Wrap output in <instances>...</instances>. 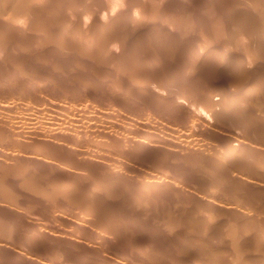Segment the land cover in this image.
<instances>
[{"label":"rangeland","instance_id":"1","mask_svg":"<svg viewBox=\"0 0 264 264\" xmlns=\"http://www.w3.org/2000/svg\"><path fill=\"white\" fill-rule=\"evenodd\" d=\"M17 1L18 3L15 2L14 0L12 1L11 0H3V1L0 0V15H2L0 16V26H2V29L0 27V38H1L0 39V49H1L0 50V69L4 70L6 67V69L4 70L5 72L2 70L0 71L1 78L4 76L3 79L0 78V264H79V263L80 264H90L94 259L95 261L93 262L95 263H91V264H98V263L99 264H118V263L119 264H164V262L166 261L167 262L165 264H168V263L169 264H172V263L173 264H177V263L178 264H190V263L194 264L195 262L196 264H202V263L204 264H208V263L209 264H214V263L215 264L217 263L218 264H245V263L248 264L249 262L247 261H250L251 258L252 260L250 264L252 263L253 264H261V263L263 264L264 263V256H263L264 248L262 247L264 246L263 244L264 241L262 240L264 238L263 237L264 230L262 229L264 227L263 226L264 225L263 224L264 223V209H263L264 207L262 206H264V153H263L264 152V143H263L264 139H263V142L260 140L264 138V129H262L264 128L263 126L264 125V110H263L264 108V103H263L264 102V91H263L264 90V80H263L264 78V59H263L264 51H263V48L261 47L264 44V40H263L264 38H262L264 37L263 36L264 35L263 34L264 10H262L264 9V3H262L264 2V0H256V1L255 0L254 1L253 0H245V1L243 0H224V1L223 0L221 1L220 0L219 1L217 0H203V1L196 0L195 3L193 2V0H172V1L164 0V2L162 0V3H161V0L159 1L158 0H153V1L152 0H132V1L131 0H72V1L71 0H60V1L59 0H54V1L53 0H41V1L40 0H34V1L33 0H21V1L17 0ZM67 1L71 3L69 4V2ZM206 1H207V5H206ZM225 1L228 7L224 5ZM3 2H5L6 4L10 3V5L13 6V8L9 4L7 6L6 4L4 5ZM27 2H29V4ZM149 2H151V4ZM153 2L154 4L152 6ZM137 3H140L141 5L144 4L146 6L144 7L143 5L142 7L140 4H137ZM159 3L160 5H158ZM2 4L6 8L1 7ZM36 4L38 5V7ZM53 4L55 7L52 6ZM73 4L75 5L74 7L72 6ZM134 4L136 5L134 6ZM187 4H188V7H187ZM218 4L220 6L223 4L224 6L222 5L221 7H219ZM255 5H258V6H255ZM8 6L11 7V9ZM19 6L22 10L19 9ZM31 6L33 9L31 8ZM149 6H151L152 8L151 7L149 8ZM156 6L157 7L161 6V7L157 8ZM185 6L187 7L186 9H184ZM190 6L194 8H191ZM205 6L206 7L209 6V8H206ZM216 6H217L218 11L215 8ZM47 7H50V8L48 9ZM164 7L166 8V10ZM175 7L178 10H176ZM242 7H244L245 9H243ZM58 8H60V10ZM142 8L144 9L143 10L144 13L143 11L141 12ZM147 8H149L150 10H148ZM205 8H206V11H205ZM14 9H17V10H14ZM26 9L28 10V13L30 16L28 15ZM158 9H160L161 13ZM23 10L24 11L26 10V11L24 12ZM169 10H171V12ZM3 11L6 12L4 16H3V13H4ZM7 11L10 12V14H8ZM18 11L20 15L19 13H17ZM175 11L177 12L175 13ZM180 11L182 14L180 13ZM212 11H214V13H212ZM222 11L224 12L222 13ZM242 11L244 12L242 13ZM52 12L55 14V16H53L54 14ZM87 12H89V14ZM192 12L194 14H192ZM22 13L26 16L28 20L24 19L25 17ZM115 13L116 15L119 14L123 17H120L118 15L119 17L115 19L116 21L114 20V22L110 23L108 26H105V28L99 25L100 23L99 20L102 21L108 18L110 19V17L113 16ZM184 13L186 14V17H184L185 16ZM195 13H197L198 15ZM205 13L206 14L208 13V15H206ZM176 14L179 16H177ZM187 14H189L192 17L188 16ZM8 15L9 17H7ZM12 15L14 16L13 19H11L13 17ZM48 15L49 16L52 15V16L49 17ZM140 15L142 17H140ZM168 15L170 17H168ZM199 15L201 18L202 16L204 17L201 19ZM245 15H246V18H245ZM143 16H145V18ZM153 16H154V19L152 18ZM195 16L198 18H196ZM226 16L227 18H225ZM93 17L95 20L93 19ZM125 17L127 18V20ZM210 17H213V18H210ZM122 18H124V20ZM134 18H135V22L132 21L134 20ZM184 18H187L186 19L187 22L185 21ZM209 18L211 20H209ZM250 18L252 20H250ZM79 19L82 21L80 22ZM145 19H147L148 22H145L147 21ZM173 19L174 20L176 19L177 23ZM181 19H184V20H181ZM189 19H191L192 21L190 20V22H188ZM217 19L224 21L225 24L227 23V26L225 24L223 25V22L221 24L220 20H218L219 21L218 22ZM242 19L243 21L241 22L240 20ZM259 19L261 20V22L258 21ZM43 20L45 21V23ZM179 20L184 22V24ZM48 21L49 22L51 21L50 22L51 24ZM140 21H142V23ZM172 21L174 22L172 23ZM203 21L206 24L203 23ZM229 21L230 22L232 21L231 22L232 25ZM31 22L34 24H32ZM180 22L182 25L180 24ZM191 22L194 24H191ZM245 22L248 25V27L251 25L250 23H252L255 29L253 27H252L253 29L251 27L249 28L246 27ZM133 23L134 25H132ZM136 23H138L137 26H136ZM139 23H141V25ZM207 23L209 24L208 26H207ZM255 23L257 26L254 25ZM189 24H191L190 25L191 27H189ZM198 24L200 25V27ZM214 24L216 26L218 25L217 26L218 28L222 26L221 31H224L227 36L223 32H221L220 28L218 29ZM238 24H241V25H238ZM30 25L32 26L30 27ZM138 25L141 27H139ZM5 26L9 28V30L11 29L13 30V28H15L14 29L15 31L13 32L12 30L9 31ZM84 26L86 28H84ZM170 26L172 29H170ZM206 26H207V30H206ZM61 27H64V28H61ZM66 27H68V29ZM91 27L93 29L92 31H91ZM116 27L117 28L119 27L118 30H116ZM120 27H121V30H119ZM138 27L140 30L138 29ZM175 27L178 28V30L175 29ZM256 27L260 28V30ZM99 28H102V29H99ZM123 28H125L126 31ZM191 28H193L192 29L193 32L191 31ZM87 29L88 31L89 30L90 31L85 33ZM128 29L129 30L132 29V31L131 30L129 31ZM133 29H135L134 32H133ZM213 29L214 30L216 29V30L213 31ZM237 30L240 31L241 34ZM244 30L246 33H248V31H251V32L246 34ZM78 31L79 33H81L82 31L83 32L80 35ZM145 31L146 33H144ZM242 31L244 33H242ZM256 31H258V33H256ZM261 31L263 35L260 33ZM10 32L12 33L10 34ZM41 32H43V34ZM112 32H115V33H112ZM129 32H130V35H129ZM219 32L223 36L218 34ZM117 33L119 35H116ZM237 33H239L240 36ZM211 34H212V37L210 36ZM98 35H100L99 39L97 37ZM125 35H126L125 37L126 39L124 38ZM168 35L171 38H169ZM216 35L217 37H215ZM241 35H243L242 36L243 38L241 37ZM261 35H262L261 37L262 39L260 38ZM57 36L59 38H57ZM92 36H94V38ZM111 36H113L115 39ZM119 36L122 37L123 39L120 38ZM145 36L150 38L152 41L146 38ZM151 36L155 40L158 37L157 41L152 39ZM257 36L261 40H263L262 41L263 43H260L261 40L260 39L258 40ZM162 37L163 38L165 37V38L163 39ZM221 37L222 39H220ZM248 37H250L251 39L253 38V40H250V38ZM90 38L91 39L93 38L92 40H95V41L93 42ZM141 38H142V41H141ZM166 38H167V41H166ZM207 38H208V41H206ZM255 38H256V42L259 41V45L257 42V44H253L254 45L253 46L252 44H250V41L252 43L255 40ZM108 39L111 40V41L109 40L110 43ZM136 39H137V42L141 41V43L140 42L137 43ZM175 39L177 41H175ZM86 40L89 42H87ZM102 40H105V41H102ZM115 40L116 42H113ZM143 40L145 43L143 42ZM196 40L198 41L201 40L202 42L200 43V41L198 42ZM242 40H245V41H242ZM124 41L126 42L129 41V43L133 41V44L134 43L135 44L130 45L128 43L131 47L130 48L128 47L129 45L125 42L126 47L128 48V50H126L125 49L126 47L123 48L125 44L123 43ZM17 42L19 43L17 44ZM45 42H46V45H45ZM96 42L98 44H96ZM203 42L204 43L208 42V43L203 45L204 44ZM226 42H228L229 44ZM33 43L34 45L35 44L36 45L35 46L32 45ZM121 43H123L122 44L123 46L121 45ZM150 43L152 44L151 46H150ZM155 43L158 44L160 47L159 46L157 47ZM160 43L163 45L166 44L164 47H167L168 49L174 46H175L174 48L176 49L171 48L170 50L168 49L166 50V48L164 49L163 45L161 46ZM19 44L21 46H19ZM42 44H44L43 46L45 48L42 46ZM143 44L145 45V47ZM187 44L189 48L187 47ZM101 45H105V46L103 47ZM106 45L110 46V49ZM168 45L170 47H168ZM22 46L24 47V49ZM152 46H154L153 48L156 47L157 49H159L158 52L156 48L154 50H151L150 48ZM207 46L210 50L207 48ZM33 47L35 48L33 49ZM111 47L113 48L111 49ZM134 47H136V49ZM162 47L163 49H160ZM183 47L185 48V50L183 49ZM204 47L206 49H204ZM29 48L31 49V51ZM146 48L148 50H146ZM191 48L195 49V52ZM7 49L10 51L8 52ZM212 49L214 50L212 51ZM260 49H262L261 50L262 53H260ZM5 50L7 53L6 58H5V55H6ZM99 50L101 52H99ZM102 50H104L103 53H102ZM163 50L164 52L167 51L168 53L165 52L166 54L165 53L163 54L162 52ZM13 51H15L16 53ZM36 51H37V54H36ZM150 51L151 53H149ZM198 51H200V53ZM206 51L207 53H205ZM28 52L29 53L31 52V54H29ZM95 52H97L96 55L94 54ZM40 53L43 55L45 54V55L40 57L39 56L41 55ZM192 53L193 55H191ZM249 53H252V55H250ZM46 54L48 57L46 56ZM90 54L92 55V58H90L91 57ZM152 54H153V57H152ZM256 54H259L260 56ZM30 55H32L33 57L32 56L30 57ZM114 55L118 56V58H116ZM144 55L146 56V58H148V60L144 57ZM149 55L151 59H149ZM95 56H97V58H95ZM112 56H114V59ZM127 56H128V60L126 59ZM131 56L135 58L137 56V59ZM58 57H61V58H58ZM124 57H125V60H123ZM143 57L145 58V60ZM165 57L167 59V60L165 59L166 62L165 60L161 61ZM257 57L262 58V59L259 58L261 61ZM38 58L41 60V62ZM152 58L153 59L156 58L155 61L156 60L158 61L159 59H161L159 60L161 62L157 64L159 61L158 62L156 61L157 63L154 62V64H151L152 67H150L151 65L149 66V64L153 60ZM206 58H208V60ZM36 59H38V61ZM133 59L136 61H134ZM142 59L144 63L146 61L147 67H146V64H144L143 61H141ZM194 59H196L197 61ZM19 60L21 61V63ZM42 60H44L45 62ZM79 60L82 62H80ZM88 60L90 61L89 64H88ZM111 60H113V62ZM33 61L35 63H33ZM104 61L105 63H107L106 65ZM199 61H201L202 63L200 62L201 63L200 64ZM217 61H219L220 63ZM26 62H29V63H26ZM172 62L174 63L172 64ZM211 62L213 63L211 64ZM37 63L39 64L37 65ZM123 63L124 65H122ZM133 63H134V66H133ZM165 63L167 64L165 65ZM7 64L9 65V68L7 67L8 66ZM45 64L46 66L48 65V68H46ZM12 65H15V67L12 68L13 67ZM101 65H103L104 68L103 66L101 67ZM136 65L137 67L139 66L138 67L139 70H137L138 68L135 67ZM194 65L198 67L196 68ZM129 66L132 69H135V68L137 69L130 72V70L132 69L129 68ZM162 66H164L165 68ZM188 66L190 69L188 68ZM191 66L192 67L194 66L196 69L194 67L193 69ZM38 67H39V70H38ZM180 67L183 69H180ZM42 68L44 69V71ZM204 68L208 70L206 71ZM212 68L214 70H210ZM140 69L142 70L141 74H140L141 72ZM7 70L9 71L7 72ZM122 70L124 72H121ZM148 70L150 72H148ZM164 70L166 71V73L163 72ZM189 70L190 71L192 70L191 71L192 74L190 73ZM136 71H139V72L137 73ZM145 71H147L148 74ZM169 71L171 72L172 76L169 73ZM214 71H216L218 74L216 72L214 74ZM132 72L136 75L135 78L138 77L137 80L134 78V74ZM198 72L199 74H197ZM132 74H133V77H132ZM159 74L161 77L159 76ZM48 75H51L52 78H49L50 76L48 77ZM243 75L245 77H243ZM144 76H146L147 79L149 78V80L145 79ZM154 76L156 77L154 78ZM168 76L172 78V81L175 79V81H173L174 85L171 84L172 82L171 78H169ZM200 76H202L201 77L202 79L200 78ZM157 77L159 78L157 79ZM211 77H213L215 80L212 78L214 80L213 81ZM86 78L89 80V82L88 80H86ZM206 78H209L210 80ZM243 78L245 81L243 80ZM128 79L131 82L128 81ZM133 79L134 81L132 82ZM166 79H169V80H166ZM204 79H205V82H204ZM6 80H8L9 82L8 81L6 82ZM84 80L86 81L84 82ZM239 80L240 81L242 80L241 82H244L243 83L244 85H242V83ZM254 81L255 83H257L256 86L259 85L258 82H260V84H263L261 86L259 85L260 88L263 90L258 92V95H256L257 94L256 92L253 94L254 92L253 90H255L254 87H256ZM94 82L95 84H93ZM224 82L227 84H224ZM238 82L239 84L241 83L240 84L241 86L238 84ZM5 83H7L8 85ZM234 83H237V85ZM232 84H234L233 87H232ZM185 85L186 87H184ZM210 85L211 86L213 85L214 87L213 86L211 87ZM227 85L228 87H231V88L228 89V87H226ZM235 85L237 87L239 85L240 87L236 89L237 87ZM204 86H207V87H204ZM252 87L254 89H251ZM153 90H155V92H152ZM229 90H231L232 92L226 93V91L228 92ZM154 93L156 94L154 95ZM157 93L159 94V96ZM191 93H193L194 96L191 95ZM202 93L204 95H202ZM216 93H218L217 95L221 94V96L223 94V97H225V103L222 106L223 108L224 107L225 108L221 110L222 108L221 107L217 109L218 111L216 110L217 113H214L213 111L215 109L213 110L212 106L211 107L209 106L211 105L209 103L212 102L214 95L217 96ZM232 96L234 97L235 103H232L233 101ZM249 96L252 98L254 96L255 97L253 99H250ZM155 97L156 99H154ZM235 98L238 103L235 101ZM245 98H247V100ZM256 98L259 102L256 100ZM155 101L158 102L159 105ZM181 103L183 104V106H181L182 105ZM228 103H229V106L227 105ZM253 103H254V106L252 105ZM176 104L177 105L179 104L180 107L176 106ZM230 104H234L235 107H233V105H230ZM256 104L257 106H255ZM260 105L262 106V108L260 109L257 108L258 106L261 107ZM156 106L157 108H155ZM230 107L232 111L230 110ZM240 108L241 110H239ZM226 110L227 111L229 110L230 112L229 111L227 112ZM219 113L222 114L223 116L219 115ZM250 114L253 116H251ZM244 115H246L247 117H245ZM248 115H250L249 118H248ZM232 117H234V119ZM249 119L251 121H254L253 124L251 123ZM144 129L147 130L146 131V136H147L146 143H148V145L146 143L145 144L143 143L144 146H142L143 144L142 143L139 144L138 142H136L135 144V141L133 143V138L135 136L134 133L138 131H145ZM258 130L262 132H259ZM259 136H261V139ZM126 137H129L132 142L129 140V138H126ZM145 145H147L148 147ZM71 146H73V148ZM231 146L233 147L239 146L242 149L240 151L242 155H240L237 163L234 165L228 164V162L226 161L228 160L229 156H232V151H230L232 149V148L230 149ZM242 147L244 148V150ZM68 149L70 150V152L71 151L72 152L70 153ZM131 150H132V154H131ZM138 151L140 152V154H138L139 153ZM223 152H227V153H223ZM219 156L222 159H220ZM224 157L225 158L227 157V158L224 159ZM64 158L65 159L67 158V159L65 160ZM74 161L75 163H73ZM159 161L160 162L162 161V162L160 163ZM62 162H65V163H62ZM70 162L72 163L73 166H71ZM237 164L240 167H238ZM94 171L95 173H93ZM95 175H98V176L100 175V176L98 177ZM101 176L102 178H100ZM87 177H89L88 179H90L89 182L86 181L88 180ZM113 177H116V178H113ZM97 178L99 179L98 183L95 180ZM213 178L214 179L216 178L219 180H216V179L214 180ZM225 178H228L227 180L229 181L225 180ZM100 179L102 180L101 182L104 184L100 183ZM224 180L227 182H224ZM213 181L215 184L213 183ZM217 181H220V182H217ZM83 182H84V185H83ZM95 182H96V185H95ZM105 183L108 185H106ZM116 183H119L121 184V186L122 185L123 186L121 187L119 186V184L117 185ZM225 183L227 186L225 185ZM147 184L149 187L154 188V190L146 186ZM145 186L148 187L147 190ZM218 186L220 188H218ZM117 187H119L120 189ZM243 187L244 189H242ZM57 188H59L60 190ZM61 188L62 189L65 188L66 190L65 189L64 190L67 192L63 191ZM97 188H100V189L98 190ZM105 188L106 189L108 188L107 191ZM223 188L226 190H224ZM110 189L111 190L113 189L114 191L113 190L111 191ZM148 189L149 190L151 189V190L149 191ZM232 189L234 190L236 189L235 191L237 192H235ZM122 190L124 191L122 192ZM127 190L129 191V193ZM148 192H150L151 194H149ZM106 193L107 195H105L106 196L105 198V196L103 195ZM108 194L110 195L108 196ZM165 194H167L166 195L167 199L165 198ZM112 195H113V198H112ZM115 195L116 196L118 195L119 199H117V197H114ZM123 196H125V198ZM181 196L183 199L181 198ZM241 196L242 197L244 196L246 199L244 197L242 198ZM64 197L67 199H65ZM109 197H111V199H108ZM147 197L149 198L147 199ZM159 197L160 198L162 197V198L159 199ZM169 198L171 199V201ZM175 198H177L176 202H175ZM238 198L241 200H239ZM140 199H143L144 201L143 200L141 201ZM152 199L154 200L152 201ZM184 199L186 200L184 201ZM248 199H251V200H248ZM105 200H107V202ZM108 200L110 201L108 202ZM162 200L166 201L167 205L165 204V202L163 203ZM258 200L261 202V204L260 202H257ZM248 201H251V202H248ZM149 202L150 203L152 202L151 204L152 207L150 206ZM182 202L184 203L182 204ZM192 202H194V204H188ZM69 203L71 204L69 205ZM86 203H89V204H86ZM95 203L96 204L98 203L99 206L98 204L96 205ZM177 203H181V204H177ZM156 205L158 207H156ZM257 205H259V208ZM81 206L82 207L85 206V208H81ZM93 208H95L96 210ZM260 208H262L263 211ZM83 210L86 212H84ZM181 210L185 212L183 213ZM89 211L92 213H89ZM180 211L182 213V216H181ZM189 211L190 213L191 212L193 213L192 214L189 213L190 214L189 215L188 214ZM98 212L101 214H99ZM96 213H98V215H96ZM102 213H104V215ZM110 213L113 215H111ZM186 213H187V217H185ZM241 213L244 216H242ZM91 214L92 215L94 214L93 217ZM238 214L240 216H238ZM245 214L247 215V217H245L246 216ZM165 215L167 216L169 215V216L166 217ZM178 215H180L179 216L180 218L178 217ZM104 217L106 218L108 222L105 220ZM97 218L98 220H96ZM176 218H178V220ZM230 218L233 221L230 220ZM256 219H257V222H256ZM167 221L168 223H166ZM182 221L184 222L182 223ZM192 221H194V223ZM234 222H239V224L234 223ZM109 223L112 225H109ZM249 223H252V224H249ZM114 224L117 227L113 226ZM259 224L260 226H258ZM125 225L129 227H126ZM205 225H208L210 227L207 226L208 227L207 228ZM193 226L195 227L193 228ZM202 226L206 229L202 228ZM106 227H107L106 230L108 231V233L109 232L111 233L108 234L106 232L105 230ZM259 227L262 229H259ZM126 228L128 231L126 230ZM138 228H139V231L137 230ZM257 228L259 230H257L256 232L255 230ZM146 229H149V230H146ZM249 229L251 231L254 229L253 232L255 233L251 232ZM192 230H195L196 233L195 231L193 232ZM112 231H114L113 235H112ZM140 231L146 232L149 234V237L147 234V238H146L147 241L146 239H141V237L139 236ZM235 231L237 232V234ZM260 232H262V234ZM248 234L249 235L252 234L253 236L250 235L251 236L250 237ZM28 235L34 236L32 240L30 241L26 240V237ZM199 237L201 240H199ZM194 238H197V239H194ZM139 240H141V242L144 240L143 244H140L141 242ZM188 240L189 241L191 240V241L189 242ZM255 240H256V243L253 242ZM202 241L204 242L202 243ZM135 242L137 243L139 242V243L137 244ZM175 243L178 245H176ZM188 243H190V246ZM260 243L262 244V246ZM125 246L126 248L124 250ZM191 246L193 247V249L191 248ZM189 247L191 249H188ZM233 247H235V249ZM180 249L181 251L183 250L184 251L181 252ZM202 249H204L205 251H203ZM152 250L156 253H154ZM174 250L175 252H173ZM92 251L94 253H92ZM139 251L141 252V254H139ZM197 251L198 252L203 251L204 253L200 252L198 256ZM87 252L91 254H88ZM83 253L85 254L82 256ZM187 253H190V254H187ZM205 253H206V257L209 253L208 255L209 257L207 259L205 257ZM236 253L238 254L240 258L237 256ZM194 254L196 256H194ZM137 255L139 256V258H137L138 257ZM200 255H202L201 256L202 258L200 257ZM80 256H82V258ZM235 256L237 258H235ZM258 256L259 257L261 256L260 258L261 260L259 259ZM87 257H88V260L84 262L85 261L84 259ZM106 257L109 259H107ZM173 257H175L176 259ZM253 257H256V258H253ZM195 258L198 261H196ZM213 258L216 259V260L214 259V261H218V259L220 258L219 262L217 263L214 262ZM243 258H245V260L247 261L245 262ZM106 259L108 262H106ZM172 259L174 261H171ZM208 259L209 260L211 259V260L209 261ZM188 260L190 261V263ZM221 260H223L224 262ZM238 260L242 263H239ZM231 261L232 262L235 261V262L232 263Z\"/></svg>","mask_w":264,"mask_h":264},{"label":"bare ground","instance_id":"2","mask_svg":"<svg viewBox=\"0 0 264 264\" xmlns=\"http://www.w3.org/2000/svg\"><path fill=\"white\" fill-rule=\"evenodd\" d=\"M1 1H3V0H1ZM11 1H12V0H11ZM14 1L18 3L17 0H14ZM19 1H21V0H19ZM33 1H34V0H33ZM40 1H41V0H40ZM53 1H54V0H53ZM59 1H60V0H59ZM71 1H72V0H71ZM131 1H132V0H131ZM152 1H153V0H152ZM158 1H159V0H158ZM168 1H169V0H168ZM171 1H172V0H171ZM199 1H200V0H199ZM201 1H203V0H201ZM217 1H219V0H217ZM220 1H221V0H220ZM223 1H224V0H223ZM243 1H245V0H243ZM253 1H254V0H253ZM253 1H252V3H253ZM255 1H256V0H255ZM5 2H7V1H5ZM5 2H3L4 5L6 4ZM67 2H69V1H67ZM154 2H155V1H154ZM154 2L152 3V6H153ZM163 2H164V0H163ZM193 2L195 3L196 0H195V1L193 0ZM215 2H216V1H215ZM215 2H214V3H215ZM258 2H259V1H258ZM24 3H25V2H24ZM27 3L29 4V2H27ZM30 3H31V2H30ZM38 3H39V2H38ZM59 3H60V2H59ZM59 3H58V5H59ZM70 3H71V2H69V4H70ZM133 3H135V2H133ZM142 3H143V2H142ZM149 3L151 4V2H149ZM155 3H156V2H155ZM161 3H162V0H161ZM172 3H173V2H172ZM194 3H193V4H194ZM197 3H198V2H197ZM216 3H217V2H216ZM229 3H230V2H229ZM238 3H239V2H238ZM241 3H242V2H241ZM260 3H261V1H260ZM262 3H264V2H262ZM262 3H261V5H262ZM8 4L10 5V3H8ZM8 4H6V6H7ZM20 4H21V3H20ZM55 4H56V3H55ZM60 4H61V3H60ZM74 4H75V3H74ZM74 4L72 5L73 7L75 6ZM137 4H140V3H137ZM167 4H168V3H167ZM167 4H166V5H167ZM183 4H184V3H183ZM191 4H192V3H191ZM208 4H210V3H208ZM220 4H221V3H220ZM258 4H259V3H258ZM2 5H3V4H2ZM2 5H1V7L6 8L4 5H3V6H2ZM12 5H13V4H12ZM14 5H15V4H14ZM17 5H18V4H17ZM17 5H16V6H17ZM31 5H33V4H31ZM36 5H37V4H36ZM62 5H63V4H62ZM135 5H136V4H134V6H135ZM140 5H141V4H140ZM143 5H144V4H143ZM143 5H141V6L143 7ZM156 5H157V4H156ZM158 5H160V3H159ZM166 5H164V6H166ZM175 5H176V4H175ZM204 5H205V3H204ZM206 5H207V1H206ZM211 5H212V4H211ZM216 5H217V4H216ZM222 5H223V4H222ZM222 5H221V6H222ZM224 5L227 6V5H226V1H225V4H224ZM224 5H223V6H224ZM10 6H11V5H10ZM25 6H26V5H25ZM52 6L55 7L54 4H53ZM77 6H78V4H77ZM79 6H80V5H79ZM145 6H146V5H144V7H145ZM162 6H163V5H162ZM170 6H171V5H170ZM170 6H169V7H170ZM179 6H180V5H179ZM181 6H182V5H181ZM193 6H194V5H193ZM218 6L221 7L219 4H218ZM230 6H231V5H230ZM255 6H258V5H255ZM8 7H9V6H8ZM8 7H7V8H8ZM11 7L13 8V6H11ZM11 7H9V8L11 9ZM23 7H24V6H23ZM27 7H28V6H27ZM37 7H38V5H37ZM58 7H59V6H58ZM136 7H137V6H136ZM150 7H151V6H149V8H150ZM156 7H157V6H156ZM160 7H161V6H160ZM160 7H157V8H160ZM172 7H174V6H172ZM187 7H188V4H187ZM187 7L185 6L184 9H186ZM190 7H191V6H190ZM194 7H195V6H194ZM194 7H191V8H194ZM205 7H206V6H205ZM212 7H213V6H212ZM227 7H228V6H227ZM31 8H32V6H31ZM39 8H40V7H39ZM47 8L49 9L50 7H47ZM70 8H71V6H70ZM82 8H83V6H82ZM149 8H147V9L150 10ZM151 8H152V7H151ZM164 8H165V7H164ZM167 8H168V6H167ZM170 8H171V7H170ZM175 8H176V7H175ZM175 8H174V9H175ZM182 8H183V7H182ZM206 8H209V6L206 7ZM206 8H205V11H206ZM215 8L217 9V6H216ZM223 8H224V7H223ZM232 8H233V7H232ZM232 8H231V9H232ZM235 8H236V7H235ZM242 8L245 9L244 7H242ZM255 8H256V7H255ZM19 9H21L20 6H19ZM19 9H18V10H19ZM32 9H33V8H32ZM36 9H37V8H36ZM58 9L60 10V8H58ZM62 9H63V8H62ZM80 9H81V8H80ZM80 9H79V11H80ZM139 9H140V8H139ZM154 9H155V8H154ZM162 9H163V8H162ZM172 9H173V8H172ZM172 9H171V10H172ZM188 9H189V8H188ZM188 9H187V10H188ZM210 9H211V8H210ZM210 9H209V10H210ZM225 9H226V8H225ZM259 9H260V7H259ZM1 10H3V9H1ZM8 10H9V9H8ZM14 10H17V9H14ZM21 10H22V9H21ZM26 10H27V9H26ZM26 10H25V11H26ZM40 10H41V9H40ZM45 10H46V9H45ZM54 10H55V9H54ZM56 10H57V9H56ZM76 10H77V9H76ZM76 10H75V11H76ZM122 10H124V9H122ZM126 10H127V9H126ZM143 10H144V9L142 8L141 12H142ZM148 10H147V11H148ZM158 10L160 11V9H158ZM165 10H166V8H165ZM171 10H169V11L171 12ZM176 10H178V9L176 8ZM182 10H183V9H182ZM190 10H192V9H190ZM219 10H220V9H219ZM222 10H223V9H222ZM234 10H235V9H234ZM237 10H238V9H237ZM241 10H242V9H241ZM262 10H264V9H262ZM9 11H10V10H9ZM12 11H13V9H12ZM23 11H24V10H23ZM25 11H24V12H25ZM47 11H48V10H47ZM62 11H63V10H62ZM77 11H78V10H77ZM83 11H84V10H83ZM86 11H87V10H86ZM86 11H85V12H86ZM152 11H154V10H152ZM173 11H174V10H173ZM173 11H172V13H173ZM196 11H197V10H196ZM217 11H218V9H217ZM258 11H259V10H258ZM3 12H4V11H3ZM7 12H8V11H7ZM10 12H11V11H10ZM10 12H8V14H10ZM14 12H15V11H14ZM50 12H51V11H50ZM50 12H49V13H50ZM60 12H61V11H60ZM117 12H118V11H117ZM117 12H116V13H117ZM128 12H129V10H128ZM150 12H151V11H150ZM163 12H164V11H163ZM176 12H177V11H175V13H176ZM185 12H186V11H185ZM188 12H189V11H188ZM208 12H209V11H208ZM223 12H224V11H222V13H223ZM231 12H232V11H231ZM233 12H234V11H233ZM237 12H238V11H237ZM243 12H244V11H242V13H243ZM246 12H247V11H246ZM5 13H6V12L3 13V16H4ZM11 13H12V12H11ZM17 13H19V11H18ZM27 13H28V10H27ZM43 13H44V12H43ZM47 13H48V12H47ZM52 13H53V12H52ZM52 13H51V14H52ZM79 13H81V12H79ZM83 13H84V12H83ZM87 13L89 14V12H87ZM116 13H115L113 16H111V17L109 16L110 19L108 18V19H105V20H102V21L99 20V21H100V23L98 22L99 25L105 28V26H108L110 23L114 22V20L117 19V17H119V16H120V17H123V16L119 15L120 12H119V14H118L119 16L116 15ZM126 13H127V12H126ZM143 13H144V11H143ZM143 13H142V14H143ZM147 13H149V12H147ZM152 13H154V12H152ZM155 13H157V12H155ZM160 13H161V11H160ZM166 13H167V12H166ZM178 13H179V12H178ZM180 13H181V11H180ZM186 13H187V12H186ZM200 13H201V12H200ZM212 13H214V11H212ZM234 13H235V12H234ZM239 13H241V12H239ZM262 13H263V12H262ZM1 14H2V13H1ZM22 14H23V13H22ZM22 14H21V15H22ZM53 14H54V13H53ZM76 14H77V13H76ZM140 14H141V13H140ZM162 14H163V13H162ZM162 14H161V15H162ZM164 14H165V13H164ZM167 14H168V13H167ZM181 14H182V13H181ZM184 14H185V13H184ZM192 14H194V13L192 12ZM195 14H197V13H195ZM205 14H206V13H205ZM205 14H204V15H205ZM226 14H227V13H226ZM226 14H225V15H226ZM245 14H246V13H245ZM259 14H260V13H259ZM19 15H20V13H19ZM23 15H24V14H23ZM28 15H29V13H28ZM43 15H44V14H43ZM57 15H58V14H57ZM80 15H81V14H80ZM176 15H177V14H176ZM187 15L190 16L189 14H187ZM197 15H198V14H197ZM197 15H196V16H197ZM206 15H208V13H207ZM262 15H263V14H262ZM262 15H261V16H262ZM0 16H2V15H0ZM12 16H13V15H12ZM16 16H17V15H16ZM29 16H30V15H29ZM48 16H49V15H48ZM51 16H52V15H51ZM51 16H49V17H51ZM53 16H55V14H54ZM61 16H62V15H61ZM76 16H77V15H76ZM89 16H90V15H89ZM125 16H127V15H125ZM145 16H146V15H145ZM145 16H143V17L145 18ZM147 16H148V15H147ZM159 16H160V15H159ZM162 16H163V15H162ZM165 16H166V15H165ZM177 16H179V15H177ZM180 16H181V15H180ZM196 16H195V17H196ZM214 16H216V15H214ZM218 16H219V15H218ZM234 16H235V15H234ZM239 16H240V15H239ZM261 16H260V17H261ZM7 17H9V15H8ZM10 17H11V16H10ZM18 17H19V16H18ZM20 17H22V16H20ZM24 17H25L24 19H27L25 15H24ZM31 17H32V16H31ZM62 17H63V16H62ZM90 17H91V16H90ZM128 17H129V16H128ZM131 17H132V16H131ZM140 17H142V16L140 15ZM155 17H156V16H155ZM157 17H158V16H157ZM166 17H167V16H166ZM168 17H170V16L168 15ZM171 17H172V16H171ZM184 17H186V14H185ZM190 17H192V16H190ZM195 17H194V18H195ZM199 17H200V15H199ZM203 17H204V16H202V18H203ZM222 17H224V16H222ZM236 17H237V16H236ZM262 17H263V16H262ZM262 17H261V18H262ZM13 18H14V16H13L11 19H13ZM38 18H39V17H38ZM43 18H44V17H43ZM80 18H81V17H80ZM91 18H92V17H91ZM91 18H90V20H91ZM125 18H126V17H125ZM152 18L154 19V16H153ZM178 18H179V17H178ZM187 18H188V17H187ZM187 18H184L186 22H187V20H186ZM196 18H198V17H196ZM200 18H201V17H200ZM202 18H201V19H202ZM210 18H213V17H210ZM210 18H209V20H211ZM225 18H227V16H226ZM228 18H229V17H228ZM233 18H234V17H233ZM240 18H242V17H240ZM245 18H246V15H245ZM253 18H254V17H253ZM2 19H3V18H2ZM2 19H1V20H2ZM16 19H17V17H16ZM34 19H35V18H34ZM48 19H49V18H48ZM51 19H52V18H51ZM54 19H55V18H54ZM57 19H58V18H57ZM93 19H94V17H93ZM96 19H97V17H96ZM101 19H103V18H101ZM119 19H120V18H119ZM122 19L124 20V18H122ZM139 19H140V18H139ZM184 19H181V20H184ZM207 19H208V17H207ZM234 19H235V18H234ZM234 19H233V20H234ZM262 19H263V18H262ZM4 20H5V19H4ZM27 20H28V19H27ZM30 20H31V19H30ZM36 20H37V19H36ZM44 20H45V19H44ZM44 20H43V21H44ZM59 20H60V19H59ZM59 20H58V21H59ZM62 20H63V19H62ZM62 20H61V21H62ZM79 20H80V19H79ZM94 20H95V19H94ZM126 20H127V18H126ZM131 20H132V19H131ZM131 20H130V21H131ZM145 20H147V19H145ZM145 20H144V21H145ZM171 20H172V19H171ZM173 20H174V19H173ZM181 20H179V21H181ZM190 20H191V19H189L188 22H190ZM194 20H195V19H194ZM194 20H193V21H194ZM205 20H206V18H205ZM212 20H214V19H212ZM218 20H220V19H217V21H218ZM224 20H225V19H224ZM237 20H238V19H237ZM248 20H249V19H248ZM248 20H247V21H248ZM250 20H252V19L250 18ZM253 20H255V19H253ZM33 21H34V20H33ZM33 21H32V22H33ZM81 21H82V20H80V22H81ZM115 21H116V20H115ZM121 21H122V20H121ZM132 21L135 22V18H134V20H132ZM132 21H131V22H132ZM137 21H138V20H137ZM174 21L176 22V19H175ZM174 21H172V23H173ZM177 21H178V20H177ZM191 21H192V20H191ZM197 21H198V19H197ZM220 21H221V20H220ZM238 21H239V20H238ZM240 21L242 22L243 19L240 20ZM244 21H245V19H244ZM258 21L261 22L260 19H259ZM1 22H2V21H1ZM32 22H31V23H32ZM39 22H40V20H39ZM48 22H49V21H48ZM50 22H51V21H50ZM50 22H49V23H50ZM140 22L142 23V21H140ZM145 22H148V20L145 21ZM181 22H182V21H181ZM181 22H180V24H181ZM199 22H200V21H199ZM207 22H208V21H207ZM218 22H219V21H218ZM222 22H223V25H224V24H225L224 21H221V24H222ZM229 22H230V21H229ZM231 22H232V21H231ZM231 22H230V23H231ZM235 22H236V20H235ZM255 22H256V21H255ZM263 22H264V21H263ZM6 23H7V22H6ZM44 23H45V21H44ZM65 23H66V22H65ZM83 23H84V22H83ZM86 23H87V22H86ZM86 23H85V24H86ZM117 23H118V22H117ZM122 23H123V22H122ZM129 23H130V22H129ZM141 23H139V24L141 25ZM172 23H170V24H172ZM176 23H177V22H176ZM176 23H175V24H176ZM182 23L184 24V22H182ZM196 23H198V22H196ZM203 23H205V22L203 21ZM239 23H240V22H239ZM29 24H30V23H29ZM32 24H34V23H32ZM36 24H37V23H36ZM38 24H40V23H38ZM42 24H43V23H42ZM50 24H51V23H50ZM52 24H53V23H52ZM81 24H82V23H81ZM137 24H138V23H136V26H137ZM191 24H194V23L191 22ZM191 24H189V27H191V26H190ZM205 24H206V23H205ZM217 24H218V23H217ZM243 24H244V23H243ZM245 24H246V22H245ZM250 24H251L252 26L250 25L249 27L252 28V27H253V24H252V23H250ZM44 25H45V24H44ZM61 25H63V24H61ZM69 25H71V24H69ZM130 25H131V24H130ZM132 25H134V23H133ZM132 25H131V26H132ZM173 25H174V24H173ZM181 25H182V24H181ZM185 25H186V24H185ZM198 25H199V24H198ZM208 25H209V24L207 23V26H208ZM214 25H215V24H214ZM225 25L227 26V23H226ZM229 25H230V24H229ZM231 25H232V23H231ZM238 25H241V24H238ZM254 25L257 26L256 23H255ZM3 26H4V25H3ZM31 26H32V25H30V27H31ZM34 26H35V25H34ZM50 26H51V25H50ZM50 26H49V27H50ZM85 26H86V25H85ZM85 26H84V28L87 27V26H86V27H85ZM88 26H90V25H88ZM93 26H94V25H93ZM111 26H112V24H111ZM118 26H119V25H118ZM120 26H121V24H120ZM125 26H127V25H125ZM136 26H135V27H136ZM138 26H139V25H138ZM176 26H177V25H176ZM186 26H187V25H186ZM186 26H185V27H186ZM195 26H196V25H195ZM195 26H193V27H195ZM202 26H204V25H202ZM207 26H206V30H207ZM215 26H216V25H215ZM217 26H218V25H217ZM217 26H216V27H217ZM219 26H220V24H219ZM226 26H225V28H226ZM233 26H234V24H233ZM0 27H1V29H2V26H0ZM5 27H6V26H5ZM10 27H11V26H10ZM45 27H46V26H45ZM56 27H57V25H56ZM98 27H99V26H98ZM139 27H141V26H139ZM139 27H138V29H139ZM177 27H178V26H177ZM180 27H181V26H180ZM196 27H197V26H196ZM199 27H200V25H199ZM199 27H198V28H199ZM211 27H212V26H211ZM221 27H222V26H221ZM221 27H219V28H220V31H221ZM223 27H224V26H223ZM235 27H236V25H235ZM246 27H248L247 24H246ZM249 27H248V28H249ZM258 27H260V26H258ZM258 27H256V28H258ZM261 27H262V25H261ZM6 28H7V27H6ZM12 28H13V27H12ZM39 28H40V27H39ZM46 28H47V27H46ZM46 28H45V29H46ZM61 28H64V27H61ZM66 28L68 29V27H66ZM81 28H82V26H81ZM84 28H83V29H84ZM93 28H94V27H93ZM96 28H97V26H96ZM104 28H103V29H104ZM118 28H119V27H118ZM118 28L116 27V30H118ZM128 28H129V27H128ZM178 28H179V27H178ZM178 28L175 27V29H177V30H178ZM183 28H184V27H183ZM201 28H202V27H201ZM203 28H204V27H203ZM213 28H214V27H213ZM217 28H218V27H217ZM219 28H218V29H219ZM228 28H229V27H228ZM240 28H241V27H240ZM243 28H244V26H243ZM251 28H250V29H251ZM253 28H254V27H253ZM253 28H252V29H253ZM7 29L9 30V28H7ZM14 29H15V28H13V30L11 29L12 32L15 31ZM35 29H36V28H35ZM41 29H42V27H41ZM48 29H49V28H48ZM78 29H79V28H78ZM78 29H77V30H78ZM83 29H82V30H83ZM99 29H102V28H99ZM123 29H125V28H123ZM135 29H136V28H135ZM135 29H133V32H134ZM138 29H137V31H138ZM170 29H172L171 26H170ZM180 29H182V28H180ZM192 29H193V28H191V31H192ZM204 29H205V28H204ZM223 29H224V28H223ZM230 29H231V28H230ZM238 29H239V28H238ZM245 29H246V28H245ZM254 29H255V28H254ZM258 29L260 30V28H258ZM262 29H263V28H262ZM262 29H261V30H262ZM11 30H9V31H11ZM61 30H62V29H61ZM63 30H64V29H63ZM84 30H85V29H84ZM92 30H93V29H92V27H91V31H92ZM97 30H98V29H97ZM97 30H96V31H97ZM105 30H106V29H105ZM119 30H121V27H120ZM128 30H129V29H128ZM128 30H127V31H128ZM130 30L132 31V29H130ZM130 30H129V31H130ZM139 30H140V29H139ZM188 30H189V29H188ZM210 30H212V29H210ZM215 30H216V29H215ZM215 30L213 29V31H215ZM242 30H243V29H242ZM259 30H258V31H259ZM35 31H36V30H35ZM35 31H34V32H35ZM53 31H54V30H53ZM80 31H81V30H80ZM89 31H90V30H89ZM89 31H88V29H87V31H85V33L89 32ZM125 31H126V29H125ZM200 31H201V30H200ZM204 31H205V30H204ZM217 31H219V30H217ZM225 31H226V30H225ZM234 31H235V30H234ZM237 31H238V30H237ZM246 31H247V30H246ZM252 31H253V30H252ZM258 31H256V33H258ZM12 32H10V34H11ZM17 32H18V31H17ZM17 32H15V33H17ZM50 32H51V31H50ZM82 32H83V31H82ZM82 32H81V33H82ZM135 32H136V31H135ZM179 32H180V31H179ZM192 32H193V31H192ZM192 32H191V33H192ZM198 32H199V31H198ZM205 32H206V31H205ZM205 32H203V33H205ZM221 32H223V33L225 34L224 31H221ZM238 32H240V31H238ZM244 32H245V30H244ZM244 32L242 31V33H244ZM249 32H251V31H248V33H249ZM39 33H40V32H39ZM41 33L43 34V32H41ZM53 33H54V32H53ZM53 33H52V34H53ZM78 33H79V31H78ZM81 33H79V34L81 35ZM92 33H93V32H92ZM95 33H96V32H95ZM103 33H104V32H103ZM112 33H115V32H112ZM123 33H124V32H123ZM131 33H132V32H131ZM138 33H139V31H138ZM144 33H146V31H145ZM153 33H154V32H153ZM155 33H156V32H155ZM157 33H158V32H157ZM200 33H201V32H200ZM203 33H202V34H203ZM212 33H214V32H212ZM227 33H228V32H227ZM235 33H236V32H235ZM235 33H234V34H235ZM245 33H246V32H245ZM248 33H246V34H248ZM252 33H253V32H252ZM256 33H254V34H256ZM260 33L262 34V31H261ZM260 33H259V34H260ZM8 34H9V33H8ZM19 34H20V33H19ZM44 34H45V33H44ZM48 34H49V33H48ZM76 34H77V33H76ZM97 34H98V33H97ZM99 34H100V32H99ZM107 34H108V33H107ZM121 34H122V33H121ZM148 34H149V33H148ZM188 34H190V33H188ZM209 34H210V33H209ZM218 34L222 35L220 32H219ZM237 34L239 35V33H237ZM237 34H236V35H237ZM240 34H241V32H240ZM250 34H251V33H250ZM263 34H264V31H263ZM263 34H262V35H263ZM17 35H18V34H17ZM40 35H41V34H40ZM50 35H51V34H50ZM89 35H90V34H89ZM102 35H103V34H102ZM102 35H101V36H102ZM110 35H111V34H110ZM116 35H119V34L117 33ZM129 35H130V32H129ZM131 35H133V34H131ZM138 35H139V34H138ZM142 35H143V34H142ZM145 35H146V34H145ZM150 35H151V34H150ZM162 35H163V34H162ZM200 35H201V34H200ZM206 35H207V33H206ZM214 35H215V34H214ZM214 35H213V36H214ZM225 35H226V34H225ZM243 35H245V34H243ZM243 35H241V37H242ZM262 35L260 36V38L262 37ZM12 36H13V35H12ZM84 36H85V34H84ZM99 36H100V35L97 36L98 39L100 38ZM122 36H123V35H122ZM140 36H141V35H140ZM143 36H144V35H143ZM155 36H156V35H155ZM155 36H154V37H155ZM166 36H167V34H166ZM166 36H165V37H166ZM210 36L212 37V34H211ZM210 36H209V37H210ZM222 36H223V35H222ZM226 36H227V35H226ZM239 36H240V35H239ZM246 36H247V35H246ZM258 36H259V35H258ZM258 36H257V37H258ZM263 36H264V35H263ZM9 37H10V36H9ZM13 37H14V36H13ZM15 37H16V36H15ZM19 37H20V36H19ZM19 37H18V38H19ZM87 37H89V36H87ZM90 37H91V36H90ZM92 37L94 38V36H92ZM102 37H103V36H102ZM102 37H101V38H102ZM111 37H113V36H111ZM111 37H110V38H111ZM119 37H120V36H119ZM119 37H118V38H119ZM125 37H126V35L124 36V38H125ZM127 37H128V36H127ZM145 37H146V36H145ZM151 37H152V36H151ZM165 37H164V38H165ZM168 37L171 38L169 35H168ZM199 37H201V36H199ZM211 37H210V38H211ZM215 37H217V35H216ZM228 37H229V35H228ZM231 37H232V36H231ZM244 37H245V36H244ZM250 37H251V36H250ZM250 37H248V38H250ZM253 37H255V36H253ZM2 38H3V36H2ZM54 38H55V37H54ZM57 38H59V37L57 36ZM61 38H62V37H61ZM74 38H75V37H74ZM74 38H73V39H74ZM93 38H92V39H93ZM113 38H114V37H113ZM116 38H117V37H116ZM120 38H122V37H120ZM146 38H148V37H146ZM157 38H158V37H157ZM157 38H156V40H155V39L152 37V39H154L155 41H157ZM159 38H160V37H159ZM162 38H163V37H162ZM164 38H163V39H164ZM176 38H177V37H176ZM203 38H204V37H203ZM223 38H224V37H223ZM242 38H243V37H242ZM245 38H246V37H245ZM245 38H244V39H245ZM260 38L258 37V40H259ZM262 38H264V37H262ZM262 38H261V39H262ZM0 39H1V38H0ZM21 39H22V37H21ZM34 39H35V38H34ZM50 39H51V38H50ZM55 39H56V38H55ZM90 39H91V38H90ZM90 39H89V40H90ZM92 39H91V40H92ZM95 39H96V37H95ZM105 39H106V38H105ZM114 39H115V38H114ZM122 39H123V38H122ZM122 39H121V40H122ZM125 39H126V38H125ZM129 39H130V38H129ZM129 39H128V40H129ZM139 39H140V38H139ZM139 39H138V40H139ZM143 39H144V38H143ZM148 39H150V38H148ZM199 39H200V38H199ZM204 39H205V38H204ZM211 39H212V38H211ZM215 39H216V38H215ZM220 39H222V37H221ZM220 39H219V40H220ZM227 39H228V38H227ZM231 39H232V38H231ZM231 39H229V40H231ZM235 39H236V38H235ZM239 39H240V38H239ZM239 39H238V40H239ZM261 39H260V40H261ZM3 40H4V39H3ZM8 40H10V39H8ZM11 40H12V38H11ZM47 40H48V39H47ZM109 40H110V39H108V41H109ZM116 40H117V39H116ZM116 40L113 41V42H116ZM144 40H145V39H144ZM144 40H143V42H144ZM150 40H151V39H150ZM159 40H160V39H159ZM159 40H158V41H159ZM161 40H162V39H161ZM169 40H170V39H169ZM169 40H168V41H169ZM173 40H174V39H173ZM178 40H179V39H178ZM202 40H203V39H202ZM219 40H218V42H219ZM247 40H248V39H247ZM250 40H253V38H252V39L250 38ZM263 40H264V39H263ZM263 40H261L260 43H263V42H262ZM6 41H7V40H6ZM21 41H22V40H21ZM35 41H36V40H35ZM61 41H62V39H61ZM86 41H87V40H86ZM92 41L94 42L95 40H92ZM102 41H105V40H102ZM110 41H111V40H110ZM110 41H109V43H110ZM126 41H127V40H126ZM126 41H124L123 43H125ZM141 41H142V38H141ZM141 41H139V42L141 43ZM151 41H152V40H151ZM155 41H154V42H155ZM166 41H167V38H166ZM175 41H177V40L175 39ZM180 41H181V40H180ZM196 41H198V40H196ZM199 41H200V43L202 42L201 40H199ZM199 41H198V42H199ZM206 41H208V38H207ZM232 41H233V40H232ZM242 41H245V40H242ZM13 42H14V41H13ZM26 42H27V41H26ZM26 42H25V43H26ZM39 42H40V41H39ZM50 42H51V40H50ZM54 42H55V41H54ZM87 42H89V41H87ZM97 42H98V41H97ZM97 42H96V44H98ZM134 42H135V41H134ZM136 42H137V39H136ZM139 42H137V43H139ZM143 42H142V43H143ZM149 42H150V41H149ZM224 42H225V41H224ZM257 42H258V45H259V41H257ZM257 42H256V38H255V40H254L252 43H251V41H250V44H252V45H253V44H257ZM1 43H3V42H1ZM18 43H19V42H17V44H18ZM22 43H23V42H22ZM22 43H21V44H22ZM36 43H37V42H36ZM41 43H42V42H41ZM56 43H57V42H56ZM85 43H86V42H85ZM91 43H92V42H91ZM99 43H100V41H99ZM101 43H102V42H101ZM103 43H105V42H103ZM111 43H112V42H111ZM119 43H120V42H119ZM123 43H121V45H122ZM126 43L128 44L129 41L126 42ZM126 43L124 44V46L122 45L123 48L126 47ZM144 43H145V42H144ZM166 43H167V42H166ZM183 43H184V42H183ZM183 43H182V44H183ZM187 43H189V42H187ZM191 43H192V42H191ZM203 43H204V42H203ZM206 43H208V42H206ZM206 43H204L203 45H205ZM226 43H228V42H226ZM6 44H7V43H6ZM6 44H5V46H6ZM14 44H16V43H14ZM27 44H28V43H27ZM47 44H48V42H47ZM50 44H51V43H50ZM50 44H49V45H50ZM58 44H59V43H58ZM58 44H57V46H58ZM116 44H117V43H116ZM129 44H130V45H131V44L134 45L135 43L133 44V41H132V42L129 43ZM129 44H128V45H129ZM146 44H147V43H146ZM163 44H164V42H163ZM163 44L160 43L161 46H162ZM168 44H169V43H168ZM171 44H172V43H171ZM173 44H174V43H173ZM175 44H176V43H175ZM224 44H225V43H224ZM228 44H229V43H228ZM230 44H231V43H230ZM246 44H247V42H246ZM12 45H13V44H12ZM22 45H23V44H22ZM32 45H34V43H33ZM35 45H36V44H35ZM35 45H34V46H35ZM43 45H44V44H42V46H43ZM45 45H46V42H45ZM108 45H109V44H108ZM108 45H106V46H108ZM130 45H129L128 47H130ZM143 45H144V44H143ZM151 45H152V44L150 43V46H151ZM155 45H157V47L159 46V45L156 44V43H155ZM165 45H166V44H165ZM165 45H163V47H164ZM185 45H186V44H185ZM225 45H226V44H225ZM248 45H249V44H248ZM7 46H8V45H7ZM10 46H11V44H10ZM14 46H15V45H14ZM19 46H21V45L19 44ZM57 46H56V47H57ZM60 46H61V44H60ZM101 46L104 47L105 45H101ZM111 46H112V45H111ZM135 46H136V45H135ZM140 46H141V45H140ZM172 46H173V45H172ZM200 46H202V45H200ZM209 46H210V45H209ZM229 46H230V45H229ZM231 46H232V45H231ZM241 46H242V45H241ZM253 46H254V45H253ZM253 46H252V47H253ZM260 46H261V44H260ZM263 46H264V44L261 46V47L263 48V51H264V47H263ZM1 47H2V46H1ZM8 47H9V46H8ZM22 47H23V46H22ZM29 47H30V45H29ZM36 47H37V46H36ZM40 47H41V45H40ZM43 47H44V46H43ZM98 47H99V46H98ZM144 47H145V45H144ZM153 47H154V46H152L151 48L149 47V48H150L151 50H154L156 47H155V48H153ZM159 47H160V46H159ZM163 47L160 48V49H163ZM168 47H170V46L168 45ZM174 47H175V46H174ZM174 47H171V48L173 49ZM178 47H179V46H178ZM180 47H181V45H180ZM187 47H188V44H187ZM187 47H186V48H187ZM210 47H211V46H210ZM252 47H251V48H252ZM257 47H259V46H257ZM2 48H3V47H2ZM10 48H12V47H10ZM10 48H9V49H10ZM34 48H35V47H33V49H34ZM44 48H45V47H44ZM106 48H107V47H106ZM108 48L110 49V46H108ZM112 48H113V47H111V49H112ZM114 48H115V47H114ZM121 48H122V47H121ZM130 48H131V47H130ZM132 48H133V47H132ZM134 48L136 49V47H134ZM152 48H153V49H152ZM165 48H166V50L168 49L167 47H164V49H165ZM171 48H170V49H171ZM188 48H189V47H188ZM207 48H208V46H207ZM247 48H248V47H247ZM249 48H250V47H249ZM14 49H15V48H14ZM23 49H24V47H23ZM29 49H30V48H29ZM33 49H32V50H33ZM41 49H43V48H41ZM41 49H39V50H41ZM51 49H52V48H51ZM60 49H61V48H60ZM104 49H105V48H104ZM125 49L128 50L127 47H126ZM125 49H124V50H125ZM137 49H139V48H137ZM142 49H143V48H142ZM142 49H141V50H142ZM150 49H149V50H150ZM156 49H157V48H156ZM170 49H168V50H170ZM174 49H176V48H174ZM181 49H182V48H181ZM183 49L185 50L184 47H183ZM191 49H192V48H191ZM204 49H206V48L204 47ZM208 49H209V48H208ZM252 49H253V48H252ZM0 50H1V49H0ZM7 50H8V49H7ZM20 50H22V49H20ZM20 50H19V51H20ZM25 50H26V49H25ZM27 50H28V49H27ZM36 50H38V49H36ZM49 50H50V49H49ZM52 50H53V49H52ZM61 50H62V49H61ZM95 50H96V49H95ZM113 50H114V49H113ZM113 50H112V51H113ZM129 50H130V49H129ZM146 50H148V49L146 48ZM146 50H145V51H146ZM158 50H159V49H157V52H158ZM186 50H187V49H186ZM192 50H194V52H195V49H192ZM209 50H210V49H209ZM213 50H214V49H212V51H213ZM261 50H262V49H260V53H262ZM9 51H10V50H8V52H9ZM30 51H31V49H30ZM58 51H59V50H58ZM105 51H106V50H105ZM107 51H108V50H107ZM115 51H116V50H115ZM115 51H114V52H115ZM142 51H143V50H142ZM174 51H175V50H174ZM179 51H181V50H179ZM179 51H178V52H179ZM201 51H202V50H201ZM258 51H259V50H258ZM13 52H15V51H13ZM13 52H12V53H13ZM20 52H21V51H20ZM25 52H26V51H25ZM40 52H41V51H40ZM48 52H49V51H48ZM51 52H53V51H51ZM51 52H50V53H51ZM55 52H56V50H55ZM90 52H91V51H90ZM99 52H101V51L99 50ZM99 52H98V53H99ZM103 52H104V50H102V53H103ZM123 52H125V51H123ZM130 52H131V51H130ZM147 52H148V51H147ZM147 52H146V53H147ZM154 52H155V51H154ZM159 52H160V51H159ZM162 52H163V54H164V53L167 52V51L164 52V50H163ZM172 52H173V50H172ZM198 52L200 53V51H198ZM203 52H204V51H203ZM214 52H215V51H214ZM252 52H253V51H252ZM254 52H255V51H254ZM256 52H257V51H256ZM1 53H2V52H1ZM5 53H6V50H5ZM5 53H4V55H5ZM10 53H11V52H10ZM15 53H16V52H15ZM22 53H23V52H22ZM28 53H29V52H28ZM33 53H34V52H33ZM43 53H45V52H43ZM105 53H106V52H105ZM108 53H109V52H108ZM110 53H111V52H110ZM115 53H116V52H115ZM127 53H128V51H127ZM132 53H134V52H132ZM149 53H151V51H150ZM149 53H148V54H149ZM167 53H168V52H167ZM182 53H183V51H182ZM185 53H186V52H185ZM190 53H191V52H190ZM205 53H207V51H206ZM8 54H9V53H8ZM18 54H19V52H18ZM24 54H26V53H24ZM29 54H31V52H30ZM29 54H27V55H29ZM36 54H37V51H36ZM40 54H41V53H40ZM47 54H48V53H47ZM47 54H46V56H47ZM51 54H52V53H51ZM53 54H54V53H53ZM57 54H58V53H57ZM94 54L96 55L97 52H95ZM113 54H114V53H113ZM123 54H124V53H123ZM130 54H131V53H130ZM137 54H138V53H137ZM142 54H143V53H142ZM163 54H162V55H163ZM165 54H166V53H165ZM170 54H171V52H170ZM177 54H179V53H177ZM186 54H187V53H186ZM196 54H197V53H196ZM202 54H203V53H202ZM202 54H201V55H202ZM249 54L252 55V53H249ZM14 55H16V54H14ZM22 55H23V54H22ZM32 55H33V54H32ZM32 55H30V57H31ZM44 55H45V54H44ZM44 55L41 54V55H39V56L41 57V56H44ZM90 55H91V54H90ZM90 55H89V56H90ZM106 55H107V54H106ZM117 55H118V54H117ZM131 55H132V54H131ZM139 55H141V54H139ZM159 55H160V54H159ZM189 55H190V54H189ZM191 55H193V53H192ZM191 55H190V56H191ZM205 55H206V54H205ZM209 55H210V54H209ZM213 55H214V54H213ZM256 55H259V54H256ZM6 56H7V53H6V55H5V58H6ZM9 56H10V55H9ZM12 56H13V55H12ZM24 56H26V55H24ZM35 56H36V55H35ZM50 56H51V55H50ZM54 56H56V55H54ZM89 56H88V57H89ZM99 56H100V54H99ZM103 56H104V55H103ZM103 56H102V57H103ZM110 56H111V55H110ZM114 56H115L116 58H118L119 55H118V56L114 55ZM114 56H112L113 59H114ZM125 56H126V55H125ZM128 56H130V55H128ZM128 56H127V58H126L127 60H128ZM134 56H135V55H134ZM147 56H148V55H147ZM154 56H155V55H154ZM171 56H172V55H171ZM180 56H181V55H180ZM183 56H184V55H183ZM194 56H195V54H194ZM259 56H260V55H259ZM32 57H33V56H32ZM40 57H39V58H40ZM47 57H48V56H47ZM82 57H83V56H82ZM131 57H133V56H131ZM138 57H139V56H138ZM141 57H142V56H141ZM141 57H140V58H141ZM144 57L146 58L145 55H144ZM144 57H143V58H144ZM152 57H153V54H152ZM157 57H158V56H157ZM159 57H160V56H159ZM166 57H167V56H166ZM166 57H165L164 59H162V60L159 59V58H158V59L161 60V61H164V60L166 59ZM192 57H193V56H192ZM16 58H17V57H16ZM16 58H15V59H16ZM36 58H37V57H36ZM39 58H38V59H39ZM51 58H52V57H51ZM58 58H61V57H58ZM90 58H92V55H91ZM95 58H97V56H95ZM120 58H121V57H120ZM133 58H135V57H133ZM145 58H144V60H145ZM176 58H177V56H176ZM182 58H183V57H182ZM182 58H181V60H182ZM209 58H210V57H209ZM247 58H248V57H247ZM257 58H258V57H257ZM259 58H260V57H259ZM259 58H258V59H259ZM11 59H12V58H11ZM18 59H19V58H18ZM30 59H32V58H30ZM38 59H36V60L38 61ZM41 59H42V58H41ZM83 59H84V58H83ZM85 59H86V58H85ZM105 59H106V58H105ZM131 59H132V58H131ZM135 59H137V56H136ZM146 59L148 60V58H146ZM149 59H151V58H150V55H149ZM152 59H153V58H152ZM155 59H156V58H155ZM155 59L152 60L153 63H152V61H151V63L149 64V66H150L151 64H154V62L157 63V62L159 61V60H158V61L156 60V61H157V62H156ZM185 59H186V58H185ZM185 59H184V60H185ZM187 59H188V58H187ZM204 59H205V58H204ZM206 59L208 60V58H206ZM210 59H211V58H210ZM215 59H217V58H215ZM248 59H249V58H248ZM254 59H255V58H254ZM254 59H253V60H254ZM260 59H262V58H260ZM260 59H259V60H260ZM263 59H264V58H263ZM9 60H10V59H9ZM9 60H8V61H9ZM39 60H40V59H39ZM45 60H46V59H45ZM48 60H49V59H48ZM93 60H94V59H93ZM107 60H108V58H107ZM115 60H116V59H115ZM123 60H125V57H124ZM133 60H134V59H133ZM166 60H167V59H166ZM166 60H165V62H166ZM168 60H170V59H168ZM178 60H179V59H178ZM188 60H189V59H188ZM194 60H196V59H194ZM251 60H252V58H251ZM259 60H258V62H259ZM5 61H6V60H5ZM19 61H20V60H19ZM22 61H23V60H22ZM42 61H44V60H42ZM49 61H50V60H49ZM52 61H53V59H52ZM57 61H58V60H57ZM79 61H80V60H79ZM79 61H78V62H79ZM83 61H84V60H83ZM98 61H99V59H98ZM98 61H96V62H98ZM111 61L113 62V60H111ZM129 61H130V59H129ZM134 61H136V60H134ZM138 61H139V60H138ZM141 61H143V59H142ZM161 61H159L157 64H159ZM171 61H172V60H171ZM171 61H169V62H171ZM196 61H197V60H196ZM215 61H216V60H215ZM215 61H214V62H215ZM219 61H220V60H219ZM219 61H217V62H219ZM260 61H261V60H260ZM10 62H11V61H10ZM40 62H41V60H40ZM44 62H45V61H44ZM80 62H82V61H80ZM102 62H103V60H102ZM119 62H120V60H119ZM123 62H124V61H123ZM149 62H150V61H149ZM149 62H148V63H149ZM176 62H177V60H176ZM186 62H187V61H186ZM192 62H193V61H192ZM200 62H201V61H199V63H200ZM221 62H223V61H221ZM253 62H254V61H253ZM255 62H256V61H255ZM11 63H12V62H11ZM20 63H21V61H20ZM26 63H29V62H26ZM30 63H31V62H30ZM33 63H35V62L33 61ZM33 63H32V64H33ZM50 63H51V62H50ZM83 63H84V62H83ZM86 63H87V62H86ZM89 63H90V61L88 60V64H89ZM92 63H93V62H92ZM104 63H105V61H104ZM109 63H110V62H109ZM116 63H117V62H116ZM143 63H144V61H143ZM162 63H164V62H162ZM162 63H161V64H162ZM173 63H174V62H172V64H173ZM179 63H180V62H179ZM183 63H184V62H183ZM190 63H191V62H190ZM190 63H189V64H190ZM195 63H196V62H195ZM201 63H202V62H201ZM201 63H200V64H201ZM204 63H205V61H204ZM204 63H203V64H204ZM206 63H207V62H206ZM209 63H210V62H209ZM212 63H213V62H211V64H212ZM219 63H220V62H219ZM224 63H225V61H224ZM13 64H14V63H13ZM38 64H39V63H37V65H38ZM48 64H49V63H48ZM106 64H107V63H105V65H106ZM128 64H129V62H128ZM128 64H127V66H128ZM141 64H142V63H141ZM141 64H140V65H141ZM144 64H146V67H147V63H146V61H145ZM166 64H167V63H165V65H166ZM176 64H178V63H176ZM187 64H188V63H187ZM191 64H192V63H191ZM215 64H216V63H215ZM221 64H222V63H221ZM255 64H256V63H255ZM4 65H5V64H4ZM7 65H8V64H7ZM24 65H25V64H24ZM34 65H35V64H34ZM82 65H83V64H82ZM84 65H85V64H84ZM86 65H87V64H86ZM90 65H91V64H90ZM95 65H96V64H95ZM122 65H124V63H123ZM122 65H121V66H122ZM165 65H164V66H165ZM168 65H169V64H168ZM196 65H197V64H196ZM10 66H11V65H10ZM12 66H13L12 68L15 67V65H12ZM16 66H17V64H16ZM45 66H46V64H45ZM99 66H100V64H99ZM102 66H103V65H101V67H102ZM133 66H134V63H133ZM153 66H154V65H153ZM164 66H162V67H164ZM173 66H174V65H173ZM178 66H180V65H178ZM194 66H195V65H194ZM194 66H193V67H194ZM205 66H206V65H205ZM210 66H211V65H210ZM215 66H216V65H215ZM7 67L9 68V65H8ZM94 67H95V66H94ZM96 67H97V66H96ZM101 67H100V68H101ZM122 67H123V66H122ZM135 67H137V65H136ZM138 67H139V66H138ZM138 67H137V68H138ZM150 67H152V65H151ZM155 67H156V65H155ZM182 67H183V66H182ZM191 67H192V66H191ZM193 67H192V68H193ZM195 67L197 68L198 66H195ZM195 67H194V68H195ZM207 67H209V66H207ZM212 67H213V66H212ZM228 67H229V66H228ZM10 68H11V67H10ZM12 68H11V69H12ZM35 68H36V67H35ZM46 68H48V65L46 66ZM97 68H98V67H97ZM103 68H104V66H103ZM103 68H102V69H103ZM105 68H106V67H105ZM120 68H121V67H120ZM129 68H131V67L129 66ZM137 68H135V69H137ZM141 68H142V67H141ZM164 68H165V67H164ZM166 68H167V67H166ZM168 68H170V67H168ZM184 68H185V66H184ZM186 68H187V67H186ZM188 68H189V66H188ZM192 68H191V69H192ZM194 68H193V69H194ZM196 68H195V69H196ZM219 68H221V67H219ZM254 68H255V67H254ZM5 69H6V67H5ZM5 69H4V70H5ZM42 69H43V68H42ZM102 69H101V70H102ZM107 69H108V68H107ZM121 69H122V68H121ZM123 69H125V68H123ZM131 69H132V68H131ZM135 69L130 70V72L133 71V70H135ZM143 69H144V68H143ZM148 69H149V68H148ZM155 69H156V68H155ZM172 69H173V68H172ZM180 69H183V68L180 67ZM189 69H190V68H189ZM193 69H192V70H193ZM204 69L206 70V68H204ZM229 69H230V68H229ZM1 70H2V69H0V71H1ZM4 70H2V71H4ZM38 70H39V67H38ZM38 70H37V71H38ZM137 70H139V68H138ZM140 70H141V69H140ZM146 70H147V69H146ZM149 70H150V69H149ZM149 70H148V72H150ZM158 70H159V69H158ZM161 70H162V69H161ZM177 70H179V69H177ZM184 70H185V69H184ZM192 70H191V71H192ZM207 70H208V69H207ZM207 70H206V71H207ZM210 70H214V69L212 68V69H210ZM218 70H219V69H218ZM221 70H222V69H221ZM224 70H225V69H224ZM245 70H246V69H245ZM8 71H9V70H7V72H8ZM12 71H13V70H12ZM43 71H44V69H43ZM173 71H174V70H173ZM189 71H190V70H189ZM191 71H190V73H191ZM195 71H196V70H195ZM222 71H223V70H222ZM4 72H5V71H4ZM121 72H124V71L122 70ZM130 72H129V74H130ZM136 72L138 73L139 71H136ZM136 72H135V73H136ZM145 72H147V71H145ZM148 72H147V74H148ZM152 72H153V71H152ZM161 72H162V71H161ZM163 72L166 73L165 70H164ZM163 72H162V73H163ZM174 72H175V71H174ZM199 72H200V71H199ZM199 72H198L197 74H199ZM204 72H205V71H204ZM215 72H216V71H214V74H215ZM223 72H224V71H223ZM10 73H11V71H10ZM39 73H40V72H39ZM41 73H42V72H41ZM44 73H45V72H44ZM46 73H47V71H46ZM87 73H89V72H87ZM127 73H128V72H127ZM132 73H133V72H132ZM141 73H142V70H141L140 74H141ZM159 73H160V72H159ZM165 73H164V74H165ZM169 73L171 74L170 71H169ZM175 73H176V72H175ZM175 73H174V75H175ZM200 73H201V72H200ZM216 73H217V72H216ZM219 73H221V72H219ZM0 74H1V72H0ZM5 74H6V73H5ZM82 74H83V73H82ZM124 74H125V73H124ZM133 74H134V73H133ZM133 74H132V77H133ZM140 74H139V75H140ZM151 74H152V73H151ZM191 74H192V73H191ZM194 74H195V72H194ZM214 74H213V75H214ZM217 74H218V73H217ZM229 74H230V73H229ZM33 75H34V74H33ZM35 75H37V74H35ZM39 75H40V74H39ZM39 75H38V76H39ZM51 75H52V73H51ZM51 75H48V77L50 76L49 78H52ZM88 75H89V74H88ZM144 75H145V74H144ZM153 75H154V74H153ZM153 75H152V76H153ZM200 75H201V74H200ZM206 75H207V73H206ZM210 75H211V74H210ZM5 76H6V75H5ZM38 76H37V77H38ZM85 76H87V75H85ZM128 76H130V75H128ZM135 76H136V75L134 74V78H135ZM142 76H143V75H142ZM148 76H149V75H148ZM152 76H151V77H152ZM159 76H160V74H159ZM171 76H172V74H171ZM194 76H195V75H194ZM198 76H199V75H198ZM227 76H228V75H227ZM3 77H4V76H3ZM3 77L1 78V76H0L1 79H3ZM32 77H33V76H32ZM81 77H82V76H81ZM126 77H127V76H126ZM155 77H156V76H154V78H155ZM160 77H161V76H160ZM168 77H169V76H168ZM175 77H177V76H175ZM201 77H202V76H200V78H201ZM207 77H208V76H207ZM216 77H217V76H216ZM216 77H215V78H216ZM239 77H240V76H239ZM243 77H245V76L243 75ZM6 78H7V77H6ZM6 78H5V79H6ZM44 78H45V77H44ZM129 78H130V77H129ZM144 78L147 79L146 76H144ZM158 78H159V77H157V79H158ZM162 78H163V76H162ZM169 78H171V77H169ZM173 78H174V76H173ZM203 78H204V77H203ZM212 78H213V77H211V79H212ZM217 78H218V77H217ZM219 78H220V77H219ZM236 78H238V77H236ZM258 78H259V77H258ZM26 79H27V78H26ZM38 79H40V78H38ZM82 79H83V78H82ZM135 79L137 80L138 77L135 78ZM157 79H156V80H157ZM178 79H179V78H178ZM186 79H187V78H186ZM201 79H202V78H201ZM206 79H209V78H206ZM213 79H214V78H213ZM213 79H212V80H213ZM86 80H88V79L86 78ZM86 80H84V82H85ZM91 80H92V79H91ZM91 80H90V81H91ZM126 80H127V79H126ZM147 80H149V78H148ZM166 80H169V79H166ZM188 80H189V79H188ZM209 80H210V79H209ZM209 80H207V81H209ZM214 80H215V79H214ZM214 80H213V81H214ZM237 80H238V79H237ZM243 80H244V78H243ZM263 80H264V78H263ZM3 81H5V80H3ZM7 81H8V80H6V82H7ZM82 81H83V80H82ZM128 81H130V80L128 79ZM133 81H134V79L132 80V82H133ZM157 81H158V80H157ZM171 81H172V78H171ZM173 81H175V79H174ZM173 81L171 82V84H173ZM176 81H177V80H176ZM178 81H179V80H178ZM213 81H212V82H213ZM217 81H218V80H217ZM230 81H232V80H230ZM239 81H240V80H239ZM241 81H242V80H241ZM241 81H240V82H241ZM244 81H245V80H244ZM8 82H9V81H8ZM88 82H89V80H88ZM92 82H93V81H92ZM126 82H127V81H126ZM130 82H131V81H130ZM181 82H182V81H181ZM186 82H187V81H186ZM188 82H189V81H188ZM204 82H205V79H204ZM204 82H202V83H204ZM220 82H221V81H220ZM234 82H235V81H234ZM236 82H237V81H236ZM257 82H258V81H257ZM241 83H242V85H244V84H243L244 82H241ZM241 83H240V84H241ZM251 83H253V82H251ZM254 83H255V81H254ZM258 83H259L260 86L263 85V84H260V82H258ZM3 84H4V83H3ZM5 84H7V83H5ZM9 84H10V83H9ZM82 84H83V83H82ZM93 84H95V82H94ZM175 84H177V83H175ZM182 84H183V83H182ZM186 84H188V83H186ZM209 84H210V83H209ZM224 84H227V83L224 82ZM234 84L237 85V83H234ZM234 84H232V87H233ZM238 84H239V82H238ZM240 84H239V85H240ZM256 84H257V83H255V86H256ZM7 85H8V84H7ZM173 85H174V84H173ZM178 85H179V84H178ZM213 85H214V84H213ZM213 85H212V86H213ZM219 85H220V84H219ZM228 85H230V84H228ZM228 85H227L226 87H228ZM236 85H235V86H236ZM239 85H238V87L236 86V87H237L236 89H238V88L241 86V85H240V86H239ZM252 85H253V84H252ZM259 85H258V86H259ZM1 86H2V85H1ZM180 86H181V85H180ZM180 86H179V87H180ZM182 86H183V85H182ZM210 86H211V85H210ZM212 86H211V87H212ZM214 86H215V85H214ZM214 86H213V87H214ZM258 86H256V87H258ZM260 86H259L258 88L254 87L255 90H253V91H254L253 94L256 92V93H257L256 95H258V92H260L261 90H263V89L260 88ZM184 87H186V85H185ZM191 87H192V86H191ZM204 87H207V86H204ZM250 87H251V86H250ZM262 87H263V86H262ZM202 88H203V87H202ZM208 88H209V87H208ZM208 88H207V89H208ZM229 88H231V87H228V89H229ZM234 88H235V87H234ZM254 88L252 87L251 89H254ZM197 89H198V88H197ZM210 89H211V88H210ZM223 89H224V88H223ZM223 89H222V90H223ZM228 89H227V90H228ZM236 89H235V90H236ZM198 90H199V89H198ZM204 90H205V89H204ZM211 90H212V89H211ZM233 90H234V89H233ZM150 91H151V90H150ZM205 91H206V90H205ZM207 91H208V90H207ZM212 91H213V90H212ZM223 91H224V90H223ZM223 91H221V92H223ZM263 91H264V90H263ZM152 92H155V90H153ZM152 92H150V93H152ZM156 92H157V91H156ZM209 92H210V91H209ZM217 92H218V91H217ZM219 92H220V91H219ZM229 92H232V91H231V90H229L228 92L226 91V93H229ZM200 93H201V92H200ZM205 93H206V92H205ZM214 93H215V92H214ZM250 93H251V92H250ZM155 94H156V93H154V95H155ZM157 94H158V93H157ZM209 94H210V93H209ZM209 94H208V95H209ZM217 94H218V93H216V95H217ZM233 94H234V93H233ZM259 94H260V93H259ZM191 95H193V93H191ZM191 95H190V96H191ZM198 95H199V94H198ZM198 95H196V96H198ZM202 95H204V94L202 93ZM202 95H201V96H202ZM205 95H207V94H205ZM225 95H226V94H225ZM251 95H252V94H251ZM152 96H153V95H152ZM158 96H159V94H158ZM193 96H194V95H193ZM199 96H200V95H199ZM212 96H213V95H212ZM234 96H235V95H234ZM227 97H228V96H227ZM232 97H233V96H232ZM232 97H231V98H232ZM249 97H250V96H249ZM254 97H255V96H254ZM254 97H253V98H254ZM259 97H260V96H259ZM194 98H195V97H194ZM198 98H199V97H198ZM200 98H201V97H200ZM208 98H209V97H208ZM253 98L250 97V99H253ZM154 99H156V97H155ZM160 99H161V98H160ZM211 99H212V98H211ZM211 99H209V100H211ZM245 99L247 100V98H245ZM152 100H153V99H152ZM203 100H204V99H203ZM206 100H207V99H206ZM238 100H240V99H238ZM246 100H245V101H246ZM248 100H249V99H248ZM256 100H257V98H256ZM259 100H260V99H259ZM262 100H263V99H262ZM150 101H151V100H150ZM231 101H232V100H231ZM231 101H229V102H231ZM235 101H236V98H235ZM257 101H258V100H257ZM151 102H152V101H151ZM155 102H156V101H155ZM209 102H210V101H209ZM209 102H207V103H209ZM226 102H228V101H226ZM236 102H237V101H236ZM253 102H254V101H253ZM258 102H259V101H258ZM156 103L158 104V102H156ZM224 103H225V97H223V94H222V96H221V94H219V95H217V96L214 95L212 102L209 103V104H211V105H209V106H210V107L212 106L213 110H214V109H215V110H214V111H213L212 109H211V110H212L214 113H217V111H218L217 109L221 108V107L224 105ZM232 103H235V102H234V97H233V101H232ZM237 103H238V102H237ZM237 103H236V104H237ZM239 103H240V102H239ZM245 103H246V102H245ZM247 103H248V101H247ZM254 103H255V102H254ZM254 103L252 104L253 106H254ZM256 103H257V102H256ZM263 103H264V102H263ZM181 104H182V103H181ZM259 104H261V103H259ZM259 104H258V105H259ZM149 105H151V104H149ZM158 105H159V104H158ZM227 105L229 106V103H228ZM230 105H233V107H235L234 104H230ZM154 106H155V105H154ZM154 106H153V107H154ZM176 106H179V104H178V105L176 104ZM181 106H183V104H182ZM255 106H257V104H256ZM260 106H261V105H260ZM179 107H180V106H179ZM226 107H227V106H226ZM233 107H232V108H233ZM155 108H157V106H156ZM224 108H225V107H224ZM224 108L222 107L221 110H223ZM254 108H255V107H254ZM257 108L260 109V108H262V106H261V107L258 106ZM227 109H228V108H227ZM216 110H217V111H216ZM221 110H220V111H221ZM230 110H231V107H230ZM234 110H235V109H234ZM239 110H241V108H240ZM263 110H264V108H263ZM212 111H211V112H212ZM226 111H227V110H226ZM228 111H229V110H228ZM228 111H227V112H228ZM231 111H232V110H231ZM261 111H262V109H261ZM229 112H230V111H229ZM239 112H240V111H239ZM214 113H213V114H214ZM220 113H221V112H220ZM220 113H219V115H222V114H220ZM235 113H236V112H235ZM235 113H234V114H235ZM243 113H244V112H243ZM232 115H233V113H232ZM240 115H241V114H240ZM242 115H243V114H242ZM250 115H251V114H250ZM250 115H248V118L250 117ZM215 116H216V115H215ZM222 116H223V115H222ZM224 116H225V115H224ZM244 116L247 117L246 115H244ZM251 116H253V115H251ZM236 117H237V116H236ZM241 117H243V116H241ZM254 117H255V116H254ZM254 117H253V118H254ZM224 118H225V117H224ZM224 118H223V119H224ZM232 118L234 119V117H232ZM253 118H252V119H253ZM219 119H220V118H219ZM237 119H238V118H237ZM244 119H245V118H244ZM238 120H239V119H238ZM246 120H247V119H246ZM246 120H245V121H246ZM249 120H250V119H249ZM235 121H236V120H235ZM250 121H251V120H250ZM237 122H238V121H237ZM253 122H254V121H251L252 124H253ZM142 123H143V122H142ZM249 123H250V122H249ZM142 125H143V124H142ZM146 125H147V124H146ZM262 125H263V124H262ZM250 126H251V125H250ZM263 126H264V125H263ZM256 127H257V126H256ZM258 127H259V125H258ZM139 129H140V127H139ZM257 129H258V128H257ZM262 129H264V128H262ZM144 130H145V129H144ZM137 131H138V130H137ZM146 131H147V130H145V131H138V132L134 133L135 136H134V138H133V143H134V141H135V144H136V142H138L139 144H141V143H142V144H143V143L145 144V143H146V138H147V136H146ZM256 131H257V130H256ZM258 131H259V132H262V131H260V130H258ZM254 132H255V131H254ZM147 134H148V133H147ZM255 134H256V133H255ZM257 135H259V134H257ZM261 135H262V134H261ZM148 136H149V135H148ZM259 137H260V139H261V136H259ZM126 138H129V137H126ZM263 139H264V138H262V140H260V141L263 142ZM129 140H130V138H129ZM126 141H127V140H126ZM130 141H131V140H130ZM147 141H148V139H147ZM131 142H132V141H131ZM149 143H150V142H149ZM263 143H264V142H263ZM131 144H132V143H131ZM135 144H134V146H135ZM144 144H143L142 146H144ZM146 144L148 145V143H146ZM239 144H240V143H239ZM241 144H242V143H241ZM147 145H145V146H147ZM237 145H238V144H237ZM242 145H243V144H242ZM262 145H263V144H262ZM136 146H137V145H136ZM240 146H241V145H240ZM71 147L73 148V146H71ZM147 147H148V146H147ZM138 148H139V147H138ZM142 148H143V147H142ZM228 148H229V147H228ZM231 148H232V149H231ZM242 148H243V147H242ZM230 149H231L230 151H232V156H229V157H228V160H226V161L228 162V164H233V165H234V164L237 163V161H238L240 155H242L241 152H240L242 149H241L239 146H238V147H237V146H236V147L231 146ZM68 150H69V149H68ZM136 150H137V149H136ZM243 150H244V148H243ZM139 151H140V150H139ZM139 151H138V152H139ZM144 151H145V149H144ZM225 151H226V150H225ZM228 151H229V149H228ZM67 152H68V151H67ZM69 152H70V150H69ZM71 152H72V151H71ZM71 152H70V153H71ZM142 152H143V151H142ZM154 152H155V151H154ZM136 153H137V152H136ZM143 153H144V152H143ZM149 153H150V151H149ZM223 153H227V152H223ZM263 153H264V152H263ZM66 154H67V153H66ZM131 154H132V150H131ZM133 154H134V153H133ZM138 154H140V152H139ZM147 154H148V153H147ZM233 154H234V155H233ZM70 155H71V154H70ZM134 155H135V154H134ZM63 156H64V155H63ZM220 156H221V155H220ZM220 156H219V158H220ZM226 156H227V155H226ZM164 157H165V156H164ZM71 158H72V156H71ZM165 158H166V157H165ZM226 158H227V157H226ZM226 158L224 157V159H226ZM59 159H60V158H59ZM64 159H65V158H64ZM64 159H63V160H64ZM66 159H67V158H66ZM66 159H65V160H66ZM73 159H74V158H73ZM163 159H164V158H163ZM168 159H169V158H168ZM220 159H222V158H220ZM242 159H243V158H242ZM242 159H241V160H242ZM69 160H70V159H69ZM162 161H163V160H162ZM162 161H161V162H162ZM169 161H171V160H169ZM220 161H221V160H220ZM223 161H225V160H223ZM65 162H66V161H65ZM65 162H62V163H65ZM159 162H160V161H159ZM161 162H160V163H161ZM165 162H166V160H165ZM227 162H226V163H227ZM68 163H69V162H68ZM70 163H71V162H70ZM73 163H75V161H74ZM172 163H173V162H172ZM223 163H225V162H223ZM238 163H239V162H238ZM244 163H245V161H244ZM164 164H165V163H164ZM74 165H75V164H74ZM77 165H78V164H77ZM159 165H160V164H159ZM165 165H166V164H165ZM169 165H170V163H169ZM71 166H73L72 163H71ZM163 166H164V165H163ZM230 166H231V165H230ZM237 166H238V164H237ZM78 167H79V166H78ZM238 167H240V166H238ZM237 169H238V168H237ZM239 170H240V168H239ZM89 171H90V169H89ZM92 171H93V170H92ZM102 171H104V170H102ZM102 171H101V172H102ZM68 172H69V171H68ZM68 172H67V173H68ZM74 172H75V171H74ZM93 173H95V171H94ZM109 173H110V171H109ZM73 174H74V173H73ZM76 174H77V173H76ZM97 174H98V173H97ZM104 174H105V173H104ZM64 175H65V174H64ZM69 175H70V174H69ZM74 175H75V174H74ZM86 175H87V173H86ZM108 175H109V174H108ZM110 175H111V173H110ZM92 176H93V174H92ZM95 176H98V175H95ZM99 176H100V175H99ZM99 176H98V177H99ZM109 177H110V176H109ZM109 177H108V178H109ZM88 178H89V177H87V179H88ZM93 178H94V177H93ZM100 178H102V176H101ZM113 178H116V177H113ZM216 178H217V176H216ZM216 178H215V179H216ZM219 178H220V177H219ZM103 179H104V178H103ZM213 179H214V178H213ZM213 179H212V180H213ZM215 179H214V180H215ZM227 179H228V178H225V180H227ZM69 180H70V179H69ZM72 180H73V179H72ZM89 180H90V179H88V180H86V181L89 182ZM93 180H94V179H93ZM95 180H96L97 183H98L99 179L97 178V179H95ZM112 180H113V179H112ZM119 180H120V179H119ZM216 180H219V179H216ZM221 180H222V179H221ZM225 180H224V182L229 181V180H227V181H225ZM70 181H71V180H70ZM101 181H102V180L100 179V183H101V184H104V183H102ZM104 181H105V180H104ZM106 181H107V180H106ZM64 182H65V181H64ZM79 182H80V181H79ZM115 182H116V181H115ZM121 182H122V181H121ZM217 182H220V181H217ZM53 183H54V182H53ZM65 183H66V182H65ZM75 183H76V182H75ZM81 183H82V182H81ZM113 183H114V182H113ZM119 183H120V182H119ZM119 183H116V184L118 185ZM213 183H214V181H213ZM222 183H223V182H222ZM222 183H221V184H222ZM101 184H100V185H101ZM105 184H106V183H105ZM211 184H212V183H211ZM214 184H215V183H214ZM83 185H84V182H83ZM88 185H89V184H88ZM95 185H96V182H95ZM106 185H108V184H106ZM114 185H115V184H114ZM223 185H224V184H223ZM225 185H226V183H225ZM53 186H54V185H53ZM73 186H74V185H73ZM91 186H92V185H91ZM97 186H98V185H97ZM110 186H111V185H110ZM119 186H121V184H119ZM122 186H123V185H122ZM122 186H121V187H122ZM146 186H148V184H147ZM146 186H145V187H146ZM215 186H216V185H215ZM221 186H222V185H221ZM226 186H227V185H226ZM233 186H234V185H233ZM56 187H57V185H56ZM56 187H55V188H56ZM61 187H62V185H61ZM66 187H67V186H66ZM69 187H70V186H69ZM89 187H90V186H89ZM93 187H94V185H93ZM95 187H96V186H95ZM103 187H105V186H103ZM107 187H108V186H107ZM114 187H115V186H114ZM129 187H130V186H129ZM148 187H149V186H148ZM148 187H146V190H147ZM235 187H236V186H235ZM241 187H242V186H241ZM241 187H240V188H241ZM117 188H119V187H117ZM130 188H131V187H130ZM139 188H140V187H139ZM141 188H142V187H141ZM149 188H151V187H149ZM218 188H220V187L218 186ZM57 189H59V188H57ZM61 189H62V188H61ZM64 189H65V188H64ZM64 189H62V190L65 191L66 189H65V190H64ZM83 189H84V188H83ZM90 189H91V188H90ZM95 189H96V188H95ZM97 189L99 190L100 188H97ZM105 189H106V188H105ZM107 189H108V188H107ZM107 189H106V191H107ZM119 189H120V188H119ZM121 189H122V188H121ZM126 189H127V188H126ZM143 189H144V188H143ZM151 189L154 190V188H151ZM151 189H150V190H151ZM221 189H222V188H221ZM223 189H224V188H223ZM242 189H244V187H243ZM55 190H56V189H55ZM59 190H60V189H59ZM69 190H70V189H69ZM86 190H87V189H86ZM93 190H94V189H93ZM98 190H97V191H98ZM110 190H111V189H110ZM112 190H113V189H112ZM112 190H111V191H112ZM115 190H116V189H115ZM148 190H149V189H148ZM150 190H149V191H150ZM153 190H152V191H153ZM224 190H226V189H224ZM232 190H234V189H232ZM232 190H231V191H232ZM235 190H236V189H235ZM235 190H234V191H235ZM56 191H57V190H56ZM87 191H88V190H87ZM97 191H95V192H97ZM100 191H101V190H100ZM113 191H114V190H113ZM119 191H120V190H119ZM123 191H124V190H122V192H123ZM127 191H128V190H127ZM157 191H158V190H157ZM240 191H242V190H240ZM65 192H67V191H65ZM68 192H69V191H68ZM80 192H81V191H80ZM93 192H94V191H93ZM120 192H121V191H120ZM144 192H145V191H144ZM159 192H160V191H159ZM228 192H229V191H228ZM228 192H227V193H228ZM235 192H237V191H235ZM238 192H239V191H238ZM245 192H246V191H245ZM60 193H61V192H60ZM62 193H63V192H62ZM100 193H101V192H100ZM108 193H109V192H108ZM110 193H112V192H110ZM114 193H115V192H114ZM124 193H125V192H124ZM124 193H123V194H124ZM128 193H129V191H128ZM131 193H132V192H131ZM141 193H142V192H141ZM148 193L151 194L150 192H148ZM160 193H161V192H160ZM242 193H243V192H242ZM54 194H55V193H54ZM67 194H69V193H67ZM82 194H83V193H82ZM97 194H99V193H97ZM115 194H116V193H115ZM143 194H144V193H143ZM143 194H142V195H143ZM239 194H240V193H239ZM252 194H253V193H252ZM57 195H58V193H57ZM70 195H71V194H70ZM88 195H90V194H88ZM92 195H93V194H92ZM105 195H107V193L104 194L103 196H105ZM109 195H110V194H108V196H109ZM120 195H121V194H120ZM138 195H139V194H138ZM140 195H141V194H140ZM147 195H148V194H147ZM147 195H146V196H147ZM158 195H159V194H158ZM166 195H167V194H165V198H166ZM233 195H234V194H233ZM237 195H238V194H237ZM242 195H243V194H242ZM253 195H254V194H253ZM259 195H260V193H259ZM259 195H258V196H259ZM84 196H85V195H84ZM131 196H132V195H131ZM131 196H130V197H131ZM148 196H149V195H148ZM155 196H156V194H155ZM169 196H170V195H169ZM244 196H245V195H244ZM244 196H243V197H244ZM249 196H250V194H249ZM249 196H248V197H249ZM60 197H61V196H60ZM70 197H71V196H70ZM76 197H77V196H76ZM89 197H90V196H89ZM89 197H88V198H89ZM99 197H100V196H99ZM99 197H98V198H99ZM114 197H117V199H119V198H118V195H117V196L115 195ZM123 197L125 198V196H123ZM141 197H142V196H141ZM141 197H140V198H141ZM150 197H151V196H150ZM153 197H154V196H153ZM157 197H158V196H157ZM172 197H174V196H172ZM241 197H242V196H241ZM243 197H242V198H243ZM252 197H253V196H252ZM64 198H65V197H64ZM64 198H63V199H64ZM74 198H75V197H74ZM78 198H79V197H78ZM105 198H106V196H105ZM112 198H113V195H112ZM128 198H129V197H128ZM138 198H139V197H138ZM148 198H149V197H147V199H148ZM161 198H162V197H161ZM161 198L159 197V199H161ZM178 198H180V197H178ZM181 198H182V196H181ZM235 198H236V197H235ZM244 198H245V197H244ZM262 198H263V197H262ZM19 199H20V198H19ZM65 199H67V198H65ZM70 199H72V198H70ZM103 199H104V198H103ZM108 199H111V197H109ZM129 199H130V198H129ZM129 199H128V200H129ZM131 199H132V198H131ZM166 199H167V198H166ZM169 199H170V198H169ZM172 199H173V198H172ZM176 199H177V198H175V202H176ZM182 199H183V198H182ZM236 199H237V198H236ZM238 199H239V198H238ZM245 199H246V198H245ZM257 199H258V198H257ZM16 200H17V199H16ZM57 200H58V198H57ZM57 200H56V201H57ZM79 200H80V199H79ZM101 200H102V199H101ZM123 200H124V199H123ZM123 200H122V201H123ZM133 200H135V199H133ZM140 200L142 201L143 199H140ZM153 200H154V199H152V201H153ZM155 200H156V199H155ZM185 200H186V199H184V201H185ZM187 200H189V199H187ZM239 200H241V199H239ZM239 200H238V201H239ZM248 200H251V199H248ZM252 200H253V199H252ZM261 200H262V199H261ZM18 201H19V200H18ZM65 201H66V200H65ZM105 201L107 202V200H105ZM109 201H110V200H108V202H109ZM118 201H119V200H118ZM143 201H144V200H143ZM150 201H151V200H150ZM159 201H160V200H159ZM162 201H163V200H162ZM162 201H161V202H162ZM168 201H169V200H168ZM170 201H171V199H170ZM181 201H182V200H181ZM63 202H64V201H63ZM73 202H74V201H73ZM85 202H86V200H85ZM85 202H84V203H85ZM94 202H95V201H94ZM96 202H98V201H96ZM103 202H104V201H103ZM120 202H121V201H120ZM127 202H128V201H127ZM135 202H136V201H135ZM137 202H139V201H137ZM156 202H157V201H156ZM164 202H165V204L167 205L166 201H163V203H164ZM179 202H180V201H179ZM194 202H195V201H194ZM194 202H192V203H188V204H194ZM243 202H244V201H243ZM248 202H251V201H248ZM257 202H260V201L258 200ZM262 202H263V201H262ZM17 203H18V202H17ZM58 203H59V202H58ZM61 203H62V202H61ZM66 203H67V202H66ZM91 203H93V202H91ZM111 203H112V202H111ZM129 203H130V202H129ZM147 203H148V201H147ZM149 203H150V202H149ZM153 203H154V202H153ZM168 203H169V202H168ZM171 203H172V202H171ZM183 203H184V202H182V204H183ZM186 203H187V202H186ZM195 203H196V202H195ZM253 203H254V202H253ZM70 204H71V203H69V205H70ZM86 204H89V203H86ZM95 204H96V203H95ZM95 204H94V205H95ZM97 204H98V203H97ZM97 204H96V205H97ZM122 204H123V203H122ZM124 204H125V203H124ZM127 204H128V203H127ZM151 204H152V202L150 203V206H151ZM159 204H160V203H159ZM174 204H175V203H174ZM177 204H181V203H177ZM250 204H251V203H250ZM260 204H261V202H260ZM83 205H84V204H83ZM90 205H92V204H90ZM101 205H102V204H101ZM131 205H132V204H131ZM133 205H134V204H133ZM148 205H149V204H148ZM157 205H158V203H157ZM157 205H156V207H158ZM161 205H162V204H161ZM169 205H170V204H169ZM196 205H197V204H196ZM86 206H88V205H86ZM98 206H99V204H98ZM198 206H199V205H198ZM247 206H248V205H247ZM257 206H258V208H259V205H257ZM68 207H69V206H68ZM77 207H78V206H77ZM96 207H97V206H96ZM108 207H109V206H108ZM118 207H119V206H118ZM126 207H127V206H126ZM151 207H152V206H151ZM193 207H194V206H193ZM199 207H200V206H199ZM206 207H207V206H206ZM206 207H204V208H206ZM211 207H212V206H211ZM249 207H250V206H249ZM251 207H252V206H251ZM254 207H255V205H254ZM254 207H253V208H254ZM262 207H264V206H262ZM74 208H75V207H74ZM81 208H85V206H84V207L81 206ZM100 208H101V207H100ZM112 208H114V207H112ZM86 209H87V208H86ZM86 209H84V210H86ZM93 209H95V208H93ZM104 209H105V208H104ZM107 209H108V208H107ZM115 209H116V208H115ZM124 209H125V208H124ZM185 209H187V208H185ZM189 209H190V208H189ZM189 209H188V210H189ZM250 209H251V208H250ZM260 209H262V208H260ZM263 209H264V208H263ZM263 209H262V211H263ZM84 210H83V211H84ZM95 210H96V209H95ZM111 210H112V209H111ZM188 210H187V211H188ZM193 210H195V209H193ZM210 210H211V209H210ZM253 210H254V209H253ZM256 210H257V209H256ZM99 211H100V210H99ZM104 211H105V210H104ZM107 211H108V210H107ZM107 211H106V212H107ZM114 211H115V210H114ZM181 211H182V210H181ZM181 211H180V213H181ZM259 211H260V210H259ZM84 212H86V211H84ZM121 212H122V211H121ZM124 212H125V211H124ZM128 212H129V211H128ZM182 212L184 213L185 211H182ZM237 212H238V211H237ZM89 213H92V212L89 211ZM98 213H99V212H98ZM98 213H96V215H98ZM111 213H112V212H111ZM111 213H110V214H111ZM114 213H115V212H114ZM189 213H190V211L188 212V214H189ZM192 213H193V212H191L190 214H192ZM99 214H101V213H99ZM102 214L104 215V213H102ZM117 214H118V212H117ZM119 214H120V213H119ZM167 214H168V213H167ZM190 214H189V215H190ZM241 214H242V213H241ZM91 215H92V214H91ZM93 215H94V214H93ZM93 215H92V217H93ZM96 215H95V216H96ZM103 215H101V216H103ZM108 215H109V214H108ZM111 215H113V214H111ZM121 215H122V214H121ZM125 215H126V213H125ZM128 215H129V214H128ZM245 215H246V214H245ZM101 216H100V217H101ZM165 216L168 217L169 215H168V216L165 215ZM176 216H177V215H176ZM179 216H180V215H178V217H179ZM181 216H182V213H181ZM238 216H240V215L238 214ZM242 216H244V215L242 214ZM242 216H241V217H242ZM83 217H84V216H83ZM85 217H86V216H85ZM108 217H110V216H108ZM120 217H121V216H120ZM123 217H124V216H123ZM127 217H128V216H127ZM163 217H164V216H163ZM183 217H184V216H183ZM185 217H187V213H186V216H185ZM190 217H191V216H190ZM225 217H226V216H225ZM230 217H231V216H230ZM234 217H235V216H234ZM245 217H247V215H246ZM245 217H244V218H245ZM98 218H99V217H98ZM98 218H97L96 220H98ZM104 218H105V217H104ZM172 218H173V217H172ZM179 218H180V217H179ZM188 218H189V217H188ZM232 218H233V217H232ZM238 218H239V217H238ZM252 218H253V217H252ZM120 219H121V218H120ZM123 219H124V218H123ZM168 219H169V218H168ZM176 219L178 220V218H176ZM182 219H183V218H182ZM185 219H186V218H185ZM185 219H184V221H185ZM192 219H193V218H192ZM227 219H228V218H227ZM234 219H235V218H234ZM241 219H242V218H241ZM105 220H106V218H105ZM112 220H113V219H112ZM112 220H111V221H112ZM114 220H115V219H114ZM121 220H122V219H121ZM121 220H120V221H121ZM166 220H167V219H166ZM230 220H232V219L230 218ZM94 221H95V220H94ZM99 221H100V220H99ZM101 221H102V220H101ZM106 221H107V220H106ZM184 221H182V223H183ZM187 221H188V220H187ZM227 221H229V220H227ZM232 221H233V220H232ZM240 221H241V220H240ZM247 221H248V219H247ZM250 221H251V220H250ZM107 222H108V221H107ZM107 222H106V223H107ZM112 222H113V221H112ZM115 222H116V221H115ZM118 222H119V221H118ZM122 222H123V221H122ZM164 222H165V221H164ZM190 222H191V221H190ZM192 222L194 223V221H192ZM198 222H199V221H198ZM225 222H226V221H225ZM241 222H242V221H241ZM256 222H257V219H256ZM101 223H102V222H101ZM110 223H111V222H110ZM110 223H109V225H112V224H110ZM166 223H168V221H167ZM180 223H181V222H180ZM185 223H186V222H185ZM187 223H189V222H187ZM231 223H232V222H231ZM234 223H238V224H239V222H234ZM242 223H243V222H242ZM245 223H246V222H245ZM118 224H119V223H118ZM200 224H201V223H200ZM224 224H225V223H224ZM228 224H229V223H228ZM228 224H227V225H228ZM232 224H233V223H232ZM232 224H231V225H232ZM238 224H237V225H238ZM249 224H252V223H249ZM263 224H264V223H263ZM177 225H178V224H177ZM180 225H181V224H180ZM192 225H193V224H192ZM195 225H196V223H195ZM197 225H198V224H197ZM244 225H245V224H244ZM113 226H116V225L114 224ZM120 226H122V225H120ZM125 226H126V225H125ZM125 226H124V227H125ZM189 226H190V225H189ZM198 226H199V225H198ZM200 226H201V225H200ZM205 226L207 227L208 225H205ZM229 226H230V225H229ZM241 226H242V224H241ZM258 226H260V224H259ZM263 226H264V225H263ZM109 227H110V226H109ZM116 227H117V226H116ZM126 227H129V226H126ZM179 227H180V226H179ZM194 227H195V226H193V228H194ZM196 227H197V226H196ZM208 227H210V226H208ZM208 227H207V228H208ZM236 227H237V226H236ZM118 228H119V226H118ZM139 228H140V227H139ZM139 228L137 229L138 231H139ZM193 228H192V229H193ZM202 228H204V227L202 226ZM234 228H235V227H234ZM248 228H249V227H248ZM106 229H107V227L105 228V230H106ZM113 229H114V228H113ZM115 229H116V228H115ZM121 229H122V228H121ZM124 229H125V228H124ZM144 229H145V227H144ZM151 229H152V228H151ZM204 229H206V228H204ZM237 229H238V228H237ZM243 229H244V228H243ZM245 229H246V227H245ZM250 229H251V228H250ZM250 229H249V230H250ZM259 229H262V228L259 227ZM259 229L257 228L255 231L257 232V230H259ZM108 230H109V229H108ZM111 230H112V229H111ZM126 230H127V228H126ZM130 230H131V229H130ZM137 230H136V231H137ZM146 230H149V229H146ZM200 230H201V228H200ZM208 230H209V229H208ZM212 230H213V229H212ZM253 230H254V229H253ZM253 230H252V231L250 230V231L253 232ZM262 230H264V227H263ZM116 231H117V230H116ZM119 231H120V230H119ZM127 231H128V230H127ZM141 231H142V230H141ZM141 231L139 232V236L141 237V239H146L148 233H146V232H141ZM183 231H184V230H183ZM192 231L194 232L195 230H192ZM197 231H198V229H197ZM243 231H244V230H243ZM246 231H248V230H246ZM250 231H248V232H250ZM106 232L108 233L107 230H106ZM113 232H114V231H112V235H113ZM149 232H150V231H149ZM203 232H204V231H203ZM203 232H202V233H203ZM207 232H208V231H207ZM235 232H236V231H235ZM239 232H240V231H239ZM109 233H111V232H109ZM109 233H108V234H109ZM118 233H120V232H118ZM195 233H196V231H195ZM198 233H199V231H198ZM200 233H201V232H200ZM253 233H255V232H253ZM260 233L262 234V232H260ZM260 233H259V234H260ZM263 233H264V232H263ZM29 234H30V233H29ZM104 234H105V233H104ZM114 234H115V233H114ZM135 234H136V233H135ZM205 234H206V233H205ZM236 234H237V232H236ZM236 234H235V235H236ZM246 234H247V233H246ZM118 235H119V234H118ZM238 235H239V233H238ZM242 235H243V234H242ZM242 235H240V236H242ZM248 235H249V234H248ZM250 235H252V234H250ZM250 235H249V236H250ZM103 236H104V235H103ZM110 236H111V234H110ZM114 236H115V235H114ZM200 236H201V235H200ZM233 236H234V235H233ZM252 236H253V235H252ZM256 236H257V235H256ZM33 237H34L33 235H28V236L26 237V240L30 241V240H32ZM105 237H106V236H105ZM148 237H149V234H148ZM231 237H232V236H231ZM246 237H247V235H246ZM250 237H251V236H250ZM263 237H264V236H263ZM106 238H107V237H106ZM136 238H137V237H136ZM190 238H191V236H190ZM232 238H233V237H232ZM237 238H238V237H237ZM260 238H261V237H260ZM24 239H25V238H24ZM149 239H150V238H149ZM165 239H166V238H165ZM194 239H197V238H194ZM226 239H227V238H226ZM245 239H246V238H245ZM252 239H253V238H252ZM261 239H262V238H261ZM261 239H260V240H261ZM26 240H25V241H26ZM199 240H201L200 237H199ZM199 240H198V241H199ZM227 240H228V239H227ZM237 240H238V239H237ZM104 241H105V240H104ZM104 241H103V243H104ZM110 241H111V240H110ZM139 241L141 242V240H139ZM143 241H144V240H143ZM143 241H142L140 244H143ZM146 241H147V239H146ZM161 241H162V240H161ZM164 241H165V240H164ZM170 241H171V240H170ZM188 241H189V240H188ZM190 241H191V240H190ZM190 241H189V242H190ZM208 241H210V240H208ZM232 241H233V240H232ZM235 241H236V240H235ZM258 241H259V240H258ZM262 241H264V238H263ZM63 242H64V241H63ZM153 242H154V241H153ZM175 242H176V241H175ZM192 242H193V241H192ZM192 242H191V243H192ZM196 242H197V241H196ZM203 242H204V241H202V243H203ZM212 242H213V241H212ZM228 242H229V241H228ZM240 242H241V240H240ZM251 242H252V241H251ZM253 242L256 243V240L253 241ZM109 243H110V242H109ZM124 243H125V242H124ZM124 243H123V244H124ZM128 243H129V242H128ZM128 243H127V244H128ZM135 243H137V242H135ZM138 243H139V242H138ZM138 243H137V244H138ZM147 243H148V242H147ZM151 243H152V241H151ZM172 243H174V242H172ZM172 243H171V244H172ZM180 243H181V241H180ZM193 243H194V242H193ZM208 243H210V242H208ZM233 243H234V242H233ZM237 243H238V242H237ZM105 244H106V243H105ZM133 244H134V243H133ZM155 244H156V243H155ZM163 244H164V243H163ZM175 244H176V243H175ZM182 244H183V243H182ZM182 244H181V245H182ZM188 244H189V246H190V243H188ZM194 244H195V243H194ZM196 244H197V243H196ZM214 244H215V243H214ZM248 244H249V242H248ZM257 244H258V243H257ZM257 244H256V245H257ZM260 244H261V243H260ZM263 244H264V243H263ZM60 245H61V244H60ZM106 245H107V244H106ZM153 245H154V243H153ZM169 245H170V243H169ZM176 245H178V244H176ZM191 245H192V244H191ZM199 245H200V244H199ZM205 245H207V244H205ZM236 245H238V244H236ZM241 245H242V244H241ZM61 246H62V245H61ZM64 246H65V245H64ZM108 246H109V245H108ZM122 246H123V245H122ZM131 246H132V245H131ZM134 246H135V245H134ZM134 246H133V247H134ZM174 246H175V245H174ZM174 246H173V247H174ZM192 246H193V245H192ZM192 246H191V248L193 249ZM194 246H195V245H194ZM196 246H197V245H196ZM232 246H234V245H232ZM239 246H240V245H239ZM244 246H245V245H244ZM251 246H252V245H251ZM261 246H262V244H261ZM135 247H136V246H135ZM153 247H154V246H153ZM162 247H163V246H162ZM162 247H161V248H162ZM164 247H166V246H164ZM171 247H172V245H171ZM177 247H178V246H177ZM207 247H208V246H207ZM230 247H231V246H230ZM258 247H259V246H258ZM125 248H126V246L124 247V250H125ZM155 248H157V247H155ZM167 248H168V247H167ZM178 248H179V247H178ZM178 248H177V249H178ZM184 248H186V247H184ZM191 248L189 247L188 249H191ZM199 248H200V247H199ZM209 248H210V247H209ZM228 248H229V247H228ZM233 248L235 249V247H233ZM247 248H248V247H247ZM259 248H260V247H259ZM262 248H264V246H263ZM85 249H86V248H85ZM85 249H84V250H85ZM90 249H91V248H90ZM94 249H95V248H94ZM129 249H130V248H129ZM149 249H150V248H149ZM177 249H176V250H177ZM196 249H197V248H196ZM200 249H201V248H200ZM226 249H227V248H226ZM241 249H242V248H241ZM248 249H249V248H248ZM63 250H64V249H63ZM120 250H121V249H120ZM158 250H159V249H158ZM161 250H162V249H161ZM202 250L205 251L204 249H202ZM209 250H210V249H209ZM214 250H215V249H214ZM255 250H256V249H255ZM260 250H261V249H260ZM89 251H90V250H89ZM122 251H123V250H122ZM127 251H128V250H127ZM152 251H153V250H152ZM162 251H163V250H162ZM162 251H161V253H162ZM171 251H172V250H171ZM180 251H181V249H180ZM183 251H184V250H183ZM183 251H181V252H183ZM186 251H187V250H186ZM191 251H192V250H191ZM194 251H195V250H194ZM203 251H202V252H203ZM239 251H240V250H239ZM245 251H246V250H245ZM95 252H96V251H95ZM153 252H154V251H153ZM165 252H167V251H165ZM173 252H175V250H174ZM178 252H179V251H178ZM200 252H201V251H200ZM200 252L197 251L198 256H199ZM202 252H201V253H202ZM216 252H217V251H216ZM216 252H215V253H216ZM226 252H227V251H226ZM231 252H232V251H231ZM235 252H236V250H235ZM237 252H238V251H237ZM252 252H253V251H252ZM254 252H255V251H254ZM256 252H257V251H256ZM87 253H88V254H91V253H89V252H87ZM92 253H94V252L92 251ZM154 253H156V252H154ZM154 253H153V254H154ZM161 253H159V254H161ZM169 253H170V252H169ZM184 253H185V252H184ZM203 253H204V252H203ZM211 253H212V252H211ZM213 253H214V252H213ZM241 253H242V252H241ZM245 253H246V252H245ZM248 253H249V252H248ZM84 254H85V253H83L82 256H83ZM95 254H96V253H95ZM139 254H141L140 251H139ZM166 254H167V253H166ZM174 254H176V253H174ZM174 254H173V255H174ZM179 254H180V253H179ZM187 254H190V253H187ZM236 254H237V253H236ZM236 254H234V255H236ZM252 254H253V253H252ZM260 254H262V253H260ZM263 254H264V252H263ZM170 255H171V254H170ZM177 255H178V254H177ZM180 255H181V254H180ZM208 255H209V253H208ZM208 255H207V257H206V253H205V257H206V259L209 257ZM213 255H214V254H213ZM213 255H212V257H213ZM243 255H245V254H243ZM246 255H247V254H246ZM255 255H256V254H255ZM82 256H80V257L82 258ZM94 256H95V255H94ZM137 256H138V255H137ZM174 256H175V255H174ZM194 256H196V255L194 254ZM194 256H193V257H194ZM198 256H197V257H198ZM201 256H202V255H200V257H201ZM237 256H238V254H237ZM251 256H252V255H251ZM251 256H250V257H251ZM263 256H264V255H263ZM151 257H152V256H151ZM210 257H211V256H210ZM233 257H234V256H233ZM238 257H239V256H238ZM258 257H259V256H258ZM83 258H84V257H83ZM95 258H96V257H95ZM98 258H99V257H98ZM98 258H97V259H98ZM100 258H101V257H100ZM106 258H107V257H106ZM137 258H139V256H138ZM149 258H150V257H149ZM157 258H159V257H157ZM161 258H162V257H161ZM173 258H175V257H173ZM190 258H192V257H190ZM201 258H202V257H201ZM215 258H216V256H215ZM215 258H213V261H214ZM220 258H221V257H220ZM220 258H219V259H220ZM235 258H237V257L235 256ZM239 258H240V257H239ZM241 258H242V257H241ZM246 258H247V257H246ZM253 258H256V257H253ZM260 258H261V256L259 257V259H260ZM92 259H93V258H92ZM107 259H109V258H107ZM107 259H106V262H108ZM155 259H156V258H155ZM175 259H176V258H175ZM178 259H179V258H178ZM195 259H196V258H195ZM195 259H194V260H195ZM198 259H200V258H198ZM219 259H218V261H214V262H216V263L219 262ZM243 259H244L245 262L247 261V260H245V258H243ZM243 259H242V260H243ZM259 259H258V260H259ZM84 260H85L84 262H86V260H88V257L85 258ZM191 260H192V259H191ZM201 260H202V259H201ZM204 260H205V259H204ZM208 260H209V259H208ZM210 260H211V259H210ZM210 260H209V261H210ZM215 260H216V259H215ZM229 260H230V259H229ZM240 260H241V259H240ZM251 260H252V258L250 259V261H247V262H249L248 264H250ZM260 260H261V259H260ZM79 261H80V260H79ZM93 261H95V259H94ZM93 261H92L91 263H95V262H93ZM109 261H110V260H109ZM111 261H112V260H111ZM114 261H115V259H114ZM171 261H174V260L172 259ZM171 261H170V262H171ZM175 261H176V260H175ZM179 261H180V260H179ZM188 261H189V260H188ZM196 261H198V260L196 259ZM209 261H207V262H209ZM213 261H212V262H213ZM221 261H223V260H221ZM226 261H227V260H226ZM238 261H239V260H238ZM244 261H243V262H244ZM262 261H263V260H262ZM77 262H78V261H77ZM81 262H82V261H81ZM87 262H88V261H87ZM96 262H98V261H96ZM101 262H102V261H101ZM166 262H167V261H166ZM166 262H164V264H165ZM181 262H182V261H181ZM186 262H187V261H186ZM200 262H201V261H200ZM202 262H203V261H202ZM223 262H224V261H223ZM223 262H222V263H223ZM231 262H232V261H231ZM234 262H235V261H233L232 263H234ZM259 262H260V261H259ZM88 263H89V262H88ZM91 263H90V264H91ZM162 263H163V262H162ZM176 263H177V262H176ZM189 263H190V261H189ZM192 263H193V262H192ZM226 263H228V262H226ZM239 263H242V262L239 261ZM79 264H80V263H79ZM98 264H99V263H98ZM118 264H119V263H118ZM168 264H169V263H168ZM172 264H173V263H172ZM177 264H178V263H177ZM190 264H191V263H190ZM194 264H196V262H195ZM202 264H204V263H202ZM208 264H209V263H208ZM214 264H215V263H214ZM217 264H218V263H217ZM245 264H246V263H245ZM252 264H253V263H252ZM261 264H262V263H261ZM263 264H264V263H263Z\"/></svg>","mask_w":264,"mask_h":264}]
</instances>
